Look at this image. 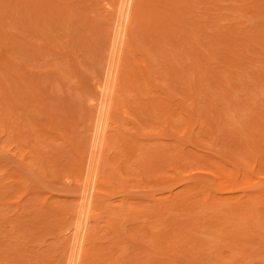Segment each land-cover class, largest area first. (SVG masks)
I'll use <instances>...</instances> for the list:
<instances>
[{
  "label": "rangeland",
  "instance_id": "rangeland-1",
  "mask_svg": "<svg viewBox=\"0 0 264 264\" xmlns=\"http://www.w3.org/2000/svg\"><path fill=\"white\" fill-rule=\"evenodd\" d=\"M9 1H11V0H9ZM13 1L15 2L14 4H18L17 2L20 0H17V2H16V0H13ZM22 1H23V3L20 1L21 6H24V8L26 6L28 7L27 4H29L30 0H26V1H28L27 3L24 0H22ZM37 1H35V2H37ZM42 1H44V0H42ZM42 1H38V2L42 3ZM49 1H51V3L54 2L53 6L51 7L52 9L49 8L51 5L48 6V3H49L48 0H45V2H47V5L44 4L45 2L42 3L44 6L37 2L38 5L39 4L40 5L38 6V5L33 4L35 7L31 4V1H30V4H29L30 8H32L31 6H33L34 8L31 10H28V8H27L26 11H28V12H26V13H25V10L23 8H21L20 12L18 11V9H14L13 5L12 6L10 5V7L7 8L8 4L3 5L4 0L0 1V8H3L2 6H5L6 10L10 11V14L13 13L12 15H10L7 12V14H6L7 18L4 17V15H2L4 18L5 24H0V31L3 32V33L1 32L2 34L0 33V49H1L0 54L2 55V56L0 55V139H1L0 140V146H1V148H5L9 152H10V150L11 151L14 150L13 149L14 145L16 147H18V149L15 148L16 150L14 152H12L13 155H12V153L9 154L6 150H3L0 148V264H64V263L67 264L66 255L69 252H66L64 257H63V253L65 251H69L70 246L68 247L67 244H69V243H66L65 247H68V249H67V248H64L63 245H65V242H69L68 240H70L69 239L70 237L68 236L69 238L68 237L66 238L65 235L67 233H65V235H64V231L67 232V230H65V229L66 228L68 229L71 225L73 226V224H75V222L77 221V219H76L77 217L75 215H76V212L78 209V206H77L78 204H75V203H76V201L78 202V200H75L76 197L74 198L73 195L78 197L77 191H79V188H78V190H76L77 188L75 186H78V185H77V183H75V186H74L73 177L78 178V176H76V175H79V174H77V172L80 173V171H78L79 169H77L78 165L80 166V164L77 163V160L80 159V157H78V159H76L77 156L75 157L74 155H77L76 150L78 153L79 152L82 153V151H84L83 153H85V149H83V150H81V149L83 148V146H86V145L89 146L90 145V139L86 133L88 132L87 126L91 122V120L89 119V116H90V118H92L93 116L91 117V113L94 112V110H93V112H91L92 109H89V107L92 106L90 104V100H91V98L93 99V97H91V94H92V96L95 94L94 97H96V99L93 101L98 100L97 92L95 91L96 93L93 94V92H94L93 90H96V89H94L95 88L94 85H96V84H93V83H95V81H96V83H98L97 81L101 82L99 80V78L97 79L96 77H99V75L101 77L102 73L104 71L103 70L104 68H102L101 66L104 67L105 58H103V57H106L105 55L108 52V50H106L105 45L108 43L107 41L109 40L108 38H107L108 40H105V38L107 37L106 35H108L109 34L108 32L110 31V30L108 31V29H110L111 26H113V23H112L113 21H111L113 19H112V17H109L110 14H108L109 18H107V15H106L107 12L104 10L105 8H103L105 0L104 1L103 0H71L72 2L70 0H49ZM176 1H178V0H176ZM179 1H181V0H179ZM184 1L185 0H182L181 2H184ZM186 1H187V3H185L184 5H181L183 3L180 4V2H179V4L181 6H183V8H184L183 12L185 11V13H184L185 15L182 16L183 12L181 13V10H179L178 8L177 9L175 8V10H176L175 12H177L179 10L178 14L180 13L182 16L180 18L181 21L179 20V17H178L179 23L181 22V24H182V25H180V24L179 25L181 27L185 28V30L183 28L180 30L179 28H177V25H176L177 32H176V36L174 35L175 36L174 38L179 39V41H181V37L185 36L184 38H182V40L185 39V41L188 43H185L184 40L182 43H179V41H175L176 39H171L172 42H168L170 40H168L165 37H162L163 35L158 36L159 38H156V36H155L154 38H156V39H154V38H152L154 33H151L150 30H147L148 32H146L145 29H144L145 33L143 30V32H142L143 34H142L139 31L140 28H142V27L139 26V24H138L139 23L137 21L138 18H137V20L135 19L136 23L134 24V27H135L134 31L136 33L134 36L132 34L133 38H131V39L134 41L135 40L134 37L137 36V39H136L137 44H139V46L142 47V50L143 49H144V51L147 50L145 52L147 55L150 56L149 58H151L150 60L152 61V62L151 61L150 62L155 67L156 71L153 73V75L151 73H148V72H147V74H145L147 76V77L145 76V78L149 80L147 82H146V79L145 80L143 79L144 75L140 76V77L138 76L139 78L136 79L138 81V83H137V81L133 82L135 77L133 78V80L129 79L128 76L130 75V73H128V72L130 70L133 71L135 68L134 67L135 65L133 64L134 65L133 66L132 62L127 58L124 62L125 65L123 67V70L121 71L122 74L120 77L121 82L119 81L120 84H119V86H118L119 88L117 90V95H119L118 99H117L118 102H117L116 107H115L116 109H114V113H113V120L115 121L113 123V126L116 125V127H114V130L111 131V137H110L111 147H110V149L107 148L106 153H104L105 159L103 162V163H105V160L107 159V157L111 156V161L116 160V163H114L115 162L114 161L113 164H111V165L114 166L117 170V173L118 172L119 173L117 176L115 175V177H114L115 179H113L114 175L110 176L113 173L110 170L111 168H109L110 171L107 170L108 169V167L106 166L107 164L106 165L104 164L102 167V170H101L102 174L100 173L102 175L101 178L107 180V178H109V176H110V178H112V180H114V182H115V180L117 182H115V183L113 182L111 184L109 183L110 185H112V184L114 185V186L112 185L114 188L112 187L113 190L110 193V195H109V192H106L104 194L100 193L99 196L97 195L96 202H95V207L97 209H96L95 214L93 213L94 216L93 217L91 216L93 219H92V221H90L91 223H90V227H89V229H90V236L89 237L90 238H88L87 245H86L87 246L86 252L84 253L85 254V256H84L85 264H96V262H98V263L102 262L103 264H134L137 261H140V263H142V264H165L166 262L165 263L162 262L163 258H165L167 256L163 253L164 247H162V245H157V244L155 245V243H156V239L159 240V243H161V242L164 243L163 237L168 234L167 232H169L170 229H171L170 232H172V234L171 233H169V234L172 235V237L177 236L180 232H183L185 230H187L188 232H190V230H191L190 234H194L195 238H200V239L203 238V239H206V241L208 240L209 243L206 242V244H208V245L210 244L209 249H208V253H206L207 249L205 251L201 250V252H199L198 249H194L195 246H193L192 243H190L189 245L187 244V246L189 247L188 249H191V251L194 254L193 257L196 256V258L198 257L199 260L202 259L200 257L199 253H201V256H202V252H205V254L203 255V258L205 259L204 261H206V259H211V260H209V261H211L210 264H219V263H221V264H237V263L238 264H264V196H262V194L259 193V191L261 189H264V183H262V182H264V180L260 181L257 178H252V181H255V197L256 198H255V203H254L255 207L253 206L252 208L253 209L255 208V221H254V223L256 225V231H255V234L253 233V234H251L252 236L250 235L251 236L249 238L250 242L248 241L249 244L247 243L249 250L247 251V253H245L247 256L243 257V253H242L243 251L241 250L240 245L238 244L239 242H241V240L237 243L233 239L235 237H232V238L230 237L232 240H229L230 238L228 239V237L232 233L231 232L232 229L229 230V228L226 226L227 224L229 225V223H227V221H224V219H222L223 216H221L222 214L224 216L226 214L232 215L233 212L231 211V208H232L231 205H233V204H231V205H229V204L224 205L223 204V206L221 205V206H218L217 208H213L214 210L212 208L206 209L204 207L205 205H203L204 202L202 203V200L204 201V199L206 198L205 196H207L208 193H211L212 196H214L216 186L214 184V181H213L211 175H209V174H203L202 175L201 173L195 174L196 172H211V173H214L217 176H219V173L217 171V167H220L221 169L225 168L226 174H229L228 171L230 170L231 166L227 165V163L233 164V163H235L234 159H237V160H239V162H240L239 165H241V166H242L241 161L247 163L249 167H253L255 165L256 173H258L259 176L264 177V166H261V165H264V162L260 163L261 161H258V160L256 161V159L264 160V158H262V157H264V156H262V155H264V147H260L261 145L264 146V139H262V138H264V134H262V133H264V128L261 129V126H257V127H260L261 130L257 127H255L257 130L255 128L249 129V128H251L250 125L252 124L251 123L249 125V123L251 121L250 120L251 117H252L253 121L259 119V121L261 120L260 122L264 123V77H262V76H264V74H262V73H264V45L260 46V44H264V8H262V6H260V8H257V10H256V7L258 5L257 4L258 0L257 1L256 0H249V1L248 0H216L217 2L215 0H186ZM255 1H256V3H255ZM259 1L262 2L264 0H259ZM165 2H167V1H165ZM175 3H177V2H175ZM83 4H84V6H83L84 8H85V6L88 7L90 17L88 16V14L81 13V12L85 11V10H83V11L81 10L82 9L81 6ZM179 4H177V5H179ZM187 4H188V6H187ZM57 5L60 6L61 8L64 7L63 9H58V10H64L65 8H69V6H71V7L73 6L74 12H73V10H71L72 9L71 7H70L71 9L69 8L71 10V14H73V17L71 16V14H70V16H68V14H67L68 12L66 13L67 17H70L72 20L75 19V20L79 21L80 23L82 21H85L84 19H86L89 22L86 24H89V25H83L85 23L82 22L83 23V24L81 23L82 26H85V27L87 26V27L86 28L84 27V30H82L83 28L80 26V28H82V29H80V31L77 30L78 32L75 30L76 33H73V31H71V30H73V28L70 29L71 25L68 26L70 23H72V22H70L71 19L69 21L70 23L68 22L69 24L64 27L65 24L63 25L62 22H63V20L64 21L66 20L65 19L66 14H65V11H63V13H61V11H58V10L55 11L54 7L55 6L57 7ZM167 5H168V3H167ZM191 5L193 6V8L191 7ZM260 5H262V4H260ZM17 6H19V4ZM40 6L42 7V10L46 6H48L47 8H49L50 10L45 8V9H47L46 12L49 13V11H50V13L52 12L51 13L52 15L49 16L50 15V13H49V15L46 14V17H45L41 13V7ZM66 6H68V7H66ZM77 6H79L80 8L77 9ZM181 6L179 8H181ZM184 6L186 8L189 7L188 8L189 10L187 13H186L187 10ZM174 7H175V5H174ZM258 7H259V5H258ZM15 8H17V7L15 6ZM37 8H38V10H40V12H37L38 17L35 15L36 13H34V10L37 11ZM57 8H59V7H57ZM261 8H262V10H261ZM32 10H33V12H32ZM44 10H43V12H44ZM51 10H53V11H51ZM70 10H68V11H70ZM167 10L165 9L164 13H162V15L164 17H165L164 14ZM204 12H205V14H204ZM1 13H3V12H1ZM30 13H32L31 15H34V16H31ZM60 14H62L61 16L64 19L60 18L61 17ZM63 14H65V15L63 16ZM9 15H10V17L8 18ZM13 15H14V17H13ZM18 15H19V17L22 18V20H24V22H26L25 24L22 22L21 19H19V20L22 24L18 21V18H19ZM162 15H158L159 19H160V16H162ZM11 16H12V18H11ZM56 16L59 17L60 20H58L56 18ZM134 16L136 17V14ZM167 16H166V18H167ZM16 17H18L17 21H18V23H20V25L24 24L23 27L18 26L19 25L18 24L17 25L18 28L17 27L15 28V26H16L15 24L17 21H15L16 19H14V18H16ZM33 17H36L37 19L42 17L46 21L41 22L43 20V19H41V21L39 20V22L37 21L38 22L37 23L36 19H33L35 21H32L31 18H33ZM78 17H80L82 19V21L79 20ZM212 17L215 18V20L217 18V21L215 22V20H212V21H210L211 23H209V20H211ZM3 18H2V20H3ZM53 18L56 19V22H55V20H53ZM89 18H91V19H89ZM173 18H174V16L171 19L172 21L170 20V22H168L170 25L173 23V20H174ZM193 18H194V20H193ZM48 19H50V21L52 19L53 23L51 24ZM61 19H62V21H61ZM108 19L110 20V22H108L109 21ZM87 21H85V22H87ZM175 21H177V20H175ZM13 22H15L14 25H13ZM59 22L61 23V25H63L62 26L63 30L58 29L59 28V26H58L57 27V29L59 30L58 31L55 28L56 26L54 27L53 25H56L54 23H58V25H60ZM34 23H36V24H34ZM66 23H67V21H66ZM80 23L76 22V24H80ZM91 23H92V25H91ZM108 23H112V24L109 26ZM168 23L166 22V25ZM174 23H177V22H174ZM214 23L217 24L216 25L217 28H216V26L213 25ZM26 24H27V27H25ZM76 24H72V25H76ZM183 24H185V25L183 26ZM211 24H212V27H211ZM28 26H29V28H28ZM108 26H109V28H107ZM163 26H161V27H163ZM196 26H198V27L201 26V28H203L202 29L203 31L200 30L199 28H198V30H199L198 32L195 31ZM91 27H92V29H91ZM193 27L195 28V30ZM19 28H20V30H19ZM23 28H25L24 30H26L27 33L24 30H22ZM31 28L33 31H31ZM53 28H55V29H53ZM166 28H165V30H166ZM75 29H77V27ZM136 29H138V30H136ZM44 30H46V31H44ZM51 30H53V31L51 32ZM178 30H180V31H178ZM141 31H142V29H141ZM160 31H162V30H160ZM7 32L9 33V35H7L8 34ZM29 32H31V33H29ZM105 32L107 33L106 35L104 34ZM162 32H164V31H162ZM166 32L167 31H165V33ZM202 32H204V33L202 34ZM149 33L152 34V36ZM3 34H6L7 36L3 35ZM56 34L57 35L59 34V35L56 36ZM76 34H78V35H76ZM144 34H146L145 37L147 39L142 38V35H144ZM171 34L173 35L174 33H171ZM201 34L203 35V37ZM220 34L226 38L223 39V41H220L221 43H215V42H214V44L211 43L210 38L212 37L213 39L215 38L218 40L219 38H216V37L217 36L221 37ZM234 34L238 35V36H236L237 38L233 37ZM1 35H3V37H4L3 39H1L2 38ZM30 35H31V37H30ZM196 35H199V36L201 35V36L197 37ZM226 35L228 36V40H227ZM248 36H250V39L253 36L255 43H252V42L250 43L249 41H247ZM87 37H88V39H87ZM171 38H172V36H171ZM15 39H16V41H15ZM28 39H29V41H28ZM86 40H88V41L86 42ZM217 40H216V42H217ZM243 40H245V41H243ZM54 41H55V44H54ZM57 41H58V44L56 43ZM105 41L107 43H105ZM237 41H243L242 43L240 42L243 45L245 43H248V44H245V47L243 45H241L245 51H244V53H243V51H240V54L245 55V57L247 56L248 60L251 59V57H252V59L257 58L258 61L257 60H255L256 62H251L252 60L247 61L246 58H244L243 56H241L239 54L236 55V53L233 51L235 50V47H236L235 43ZM60 42L62 43V45ZM89 42H90V44H89ZM190 42H193L191 44H193L195 48L194 47L192 48V46H190ZM72 43H73V45H72ZM228 43H230V45ZM3 44H6V46ZM87 44H88V46H87ZM187 44H188V46H187ZM212 44H213V46L214 45L215 46L212 47ZM233 44H234V46H233ZM239 45H237V46H239ZM246 45H248V46H246ZM9 46L10 47L15 46V47L10 48ZM70 46H72V47H70ZM74 46H76V47L74 48ZM85 46H86L87 50L84 48ZM219 46H220V48H219ZM241 46H240V48H241ZM49 47H51V49L53 48V50L51 51V49ZM65 47H66V51H65ZM225 47H227V48H225ZM231 47H233L234 50L229 49V51H227L228 48H231ZM254 47H256V49H254ZM90 48H91V50H90ZM150 48H151V50H150ZM169 48L171 50H169ZM246 48H248V49H246ZM251 48H253L254 50ZM84 49H85V51H84ZM108 49H109V46H108ZM188 49L189 50L191 49L193 51V52L190 51L192 53L191 55H190V52H188ZM223 49H225V51H223ZM236 49H237V47H236ZM74 50H76V51H74ZM250 50H251V52H250ZM20 52H23V53H20ZM210 52H212V53H210ZM127 54H128V57H131V60H132L133 56H134L133 53L130 51ZM161 54H163V55H161ZM212 55H213V57H212ZM229 55H230V57H229ZM3 56H4V58H3ZM69 56L70 57L75 56L74 57L75 60H71L74 58H70ZM237 56H239V57H237ZM159 57H161V58H159ZM226 57H227V59H226ZM7 58L10 61H8ZM65 58H67V59H65ZM157 58H159L160 60ZM6 59L9 63L11 62V64L9 66H11L12 62H13V66H11L12 68L6 65V64H8ZM167 59H168V61H167ZM79 60L81 61V65L79 64ZM184 60H186V61H184ZM72 61H76V63H74ZM163 61L164 62L166 61L167 64L164 63ZM139 62H141V61H139ZM202 62H204V63H202ZM21 63L24 64V66H23L24 68L21 67L22 66ZM72 64H73V66H72ZM163 64H165V65L163 66ZM139 65L141 67H143L144 64L141 62V63H139ZM152 65L149 64V66H152ZM202 65L204 66V68ZM206 65H207V67H206ZM226 65H228V67ZM185 66H186V68H184ZM72 67H74V68H72ZM154 67H152V68L154 69ZM156 67H158V68H156ZM20 68H22V69L20 70ZM191 68L197 69V72H199V74L195 75L196 73L194 74V72ZM202 68H203V70H202ZM206 68H208V70ZM221 68L229 69V72L226 71L228 74L227 73L226 74L220 73L222 75L221 76L222 79H221V77H219V75L216 74ZM73 69H75L77 73L74 72L75 70L73 72L70 71ZM227 69H225V70H227ZM80 70H82V72H80ZM237 70L238 71L240 70L239 75H238L239 72H237ZM24 71H26V72H24ZM137 71H139V70H136V72ZM20 72L23 74H21ZM142 72L143 71H140L141 74H143ZM192 72H193V74H191ZM134 73H135V71H134ZM140 73H138V75ZM229 73H231V75ZM16 74L19 76H17ZM201 74H202V76H201ZM233 74L236 76H234ZM24 75H25V77L26 76L27 77L25 78ZM122 75H124V76H122ZM232 75H233V78L230 79V77H232ZM20 77H23L24 79L23 78L21 79ZM200 77L204 78L203 81H201L202 78H200ZM47 78H49L50 80H48ZM186 78L188 80H185ZM154 79H156V81ZM158 79L160 81H157ZM174 79H176V80H174ZM197 79H198V81L196 82ZM101 80L103 81V78H101ZM92 81H94V82L91 84ZM142 82H143V84H142ZM161 82H162V84H161ZM198 82H200V85H203V87L202 86L201 87L203 89H205V93H203L201 91L202 90L201 87H200L201 89L199 88L200 85L197 86L196 83H198ZM147 83L149 84L148 86H147ZM155 83H159L160 85L155 84ZM232 83H234L233 86H236V85H238V86L236 88L234 87L233 89L232 88L230 89V91L232 93H231V96H229V93L226 91V89L228 90L230 88L229 85H232ZM35 84H36V86L33 87ZM172 85L173 86L175 85V87H173ZM223 85H224V87H223ZM30 86H32V87H30ZM192 86H194V87H192ZM138 87H141V88H138ZM147 87L151 88V89L150 90L146 89ZM32 88H33V91H31ZM1 89H2V91H1ZM91 89H93V90H91ZM206 92L211 94L212 99L208 98L210 95L208 94L209 95L208 96L206 94ZM38 93H40V94H38ZM170 93H172L173 95ZM215 93H220V94H215ZM37 96H39V97H37ZM26 97H28V98H26ZM29 97L32 99H30ZM24 98H26V99H24ZM33 98H35V99H33ZM167 98L171 102L167 101ZM135 99H136V101H135ZM170 99H172V100H170ZM209 99H211V101H209ZM30 100H34V101H30ZM178 100L181 101V105L183 103L185 104L184 105L185 107H183V105H182V108H185L187 110L186 112H184L185 113L184 116H183V113L181 112L182 110L179 107L180 103ZM28 101H30V102H28ZM138 101H140V103L143 104L142 107L143 106L147 107V112L146 111L142 112L141 110H143V108L140 110L138 109L139 106L135 105V104H137L136 102H138ZM142 101L146 104H144ZM151 101L155 102V104L161 103L160 107L158 105V107L156 106L157 109L154 108L153 106H155V105H153V103ZM159 101H160V103H159ZM162 104H166L167 108L165 109V105H164L163 106L164 110H163V108L161 107ZM168 105L170 108L168 107ZM187 107H189V109ZM211 107H214L213 109H215V110L212 111ZM90 108H93V107H90ZM132 108H134V109L137 108L136 110L139 112L135 113ZM247 108H248V110H247ZM144 109H145V107H144ZM168 109L171 111V113L173 112V114L171 115L173 117H170L171 120L169 122H166L165 120L168 121L167 118L169 117L167 115H169V113H170V111ZM257 109H258V112H257ZM152 110H154V111H152ZM167 111H169V112H167ZM179 111H180V113H179ZM153 112L156 114H154ZM59 113H60V115H59ZM186 113H189V115H191V116H189ZM193 113H194V115H193ZM248 113H249V115H248ZM250 113H251V115H250ZM61 114L66 116V118L68 120L67 122H66L65 116H63L64 117L63 118ZM165 114H167V115L165 116ZM139 115H140V117H139ZM159 115H161V116H159ZM186 115L188 116L189 119L191 118L192 120H193V118H196V117L198 118V119H194L192 121V123L194 122V124H192V123H191V125L189 124L190 127L191 128L193 127L194 129L193 128L190 129V127H189V129H187L188 125H186L185 122L187 121L188 118L186 117ZM174 116H175V118H174ZM194 116H196V117H194ZM56 119H57V122H55ZM185 119H186V121H185ZM52 120L54 122H52ZM59 120L64 122V124L65 123L66 124L64 125V124H62V122L60 123ZM89 120H90V122L88 123ZM132 120H133V123H132ZM162 120H163V122H161ZM196 120H200V121H196ZM190 122H191V120H190ZM52 123H53L54 127H52ZM135 123H137L136 126L133 125ZM231 123H233V125H236L237 130L239 128L238 133H242V135L245 134L244 129L246 131L250 130L249 132H252V133L255 132V133H258V135H260L261 138H259V136H255V138H257L258 140L261 139V141L258 142L259 147L257 146L258 144L252 145L251 144L252 142L249 143V140L250 141H252V140H251V137L246 138V137H248L247 135H244V136H246L245 137L246 141L245 140H243V141L239 140L241 146H243V147H246L244 145H247V142H248V144H251L252 147L257 146V150L258 149L260 150L259 152L253 151L254 148H252V147L249 148L248 145H247L248 148L247 147H246L247 149L245 148L247 150V154H249L252 151L255 152V154H254L255 155V161H254V159H249V161H248L246 158L247 154L245 153L246 150L243 151L242 148L239 149V145H240L238 143L239 141H236L235 140L236 136H234L231 133L232 132V130L230 129L232 126ZM123 124L125 127L130 128L131 130L124 128V126H122ZM229 124H231V126ZM55 125H57V126H55ZM68 125H70L69 127H71L74 130V132L69 133V130H65V129L72 130L69 127L67 128ZM199 125H201V126H199ZM134 126L136 128L140 126V128L142 130L140 128H137V129H140V131L137 133V131L136 132L134 131L135 130ZM19 127H22V128H19ZM164 127H165V129H164ZM262 127H264V126H262ZM63 128H64V130H63ZM233 128H234V126H232V129ZM234 130H235V128H234ZM66 131H67V134L69 133L71 135V136H69L66 134L67 137L69 136L71 138L70 143L72 140V143L75 144V146H74L75 149L72 146L73 144L70 145V143L68 142L70 145V146H68V143H66L67 141H69V137L67 139H65L66 136L65 137L63 136V134L66 133ZM130 131H131L132 136L129 134ZM132 131L135 132V134H133ZM213 131H214V133H213ZM124 132H129L128 133L129 135L125 134ZM61 133H62V136H61ZM235 133H237V132H235ZM136 134H139V136H137ZM40 135H42V136H40ZM134 135H136L138 137V139L140 140V141L136 140L137 145H136V143H134V137H135ZM240 135H239V137H241ZM190 136L192 137L191 139H190ZM212 136L216 137V139L214 140L215 144H213V142L211 140L213 138ZM128 137H129V139H131L133 137L131 139L133 142L131 141V143L132 144L134 143L137 146V149L135 151H133L134 153L132 152L134 154V156L132 155L131 159L128 157L129 160L127 159L128 161H126V163H125L126 167L124 166L125 167L124 171H122L121 169H123V167L122 168L120 167L121 169H118V166H121L122 165L121 162L122 161L124 162V160L127 158V156H125L124 151L126 150L125 144H127L126 142L129 141V140L125 141ZM88 139H89V141H88ZM196 139H197V141H196ZM220 139H222V140H220ZM240 139H243V138H240ZM65 140H67V141H65ZM86 142H88L89 145ZM202 143H204V145ZM178 145L179 146L181 145V146L178 147ZM217 145H219V146L217 147ZM71 146L73 149L71 148ZM87 146H86V148H87ZM69 147H70V149H68ZM158 147L162 148V150H160V151L158 150L160 153L159 152L157 153V151H156L158 149ZM172 147L173 148L175 147L176 149L180 148L177 150L178 151L182 150L181 153L183 154V156L187 155V157H182L183 160H180L181 161L180 162L179 160H177L178 154L176 155L174 153L175 155H172V152H173ZM122 148H123V150H122ZM175 148H174V150H175ZM61 149H62V151H65V153L63 152V154L66 156H64L61 153L62 152ZM78 149H80L81 151ZM87 149H89V148H87ZM73 150H74L75 154L72 153ZM177 150H175L176 153H178ZM223 150L229 152L228 154H230V152H231V156L233 158L230 156H227L228 154L226 155L224 153L226 155L225 156L223 153H221ZM87 151L88 150H86V152ZM219 151L221 154L219 153ZM225 151H223V152H225ZM238 151H239V153H238ZM15 152L17 153L16 156H14ZM22 153H27L26 158L28 156H30V157H28L29 159L27 158V160H26L27 164L25 161L23 162L21 159L18 160L19 157H22L20 155ZM150 153H151V155H150ZM154 153H157V155L154 156L153 155ZM127 154H129V153H127ZM144 154L147 155V157ZM182 154H180V155L182 156ZM18 155H19V157H18ZM49 155H51V156H49ZM171 155H172V157H170ZM221 155L226 158L225 160H228V161H226L227 163L220 161V157H222ZM53 156H54V158H52ZM81 156H85V154H81ZM152 156H154V157H152ZM236 156H238V157H236ZM160 157H162V158H160ZM240 157H242V158H240ZM58 158H60L62 160H60ZM123 158H124V160H123ZM148 158L149 159L152 158V160L150 159V161H149ZM201 158L207 159V160L205 162H200L199 159H201ZM179 159H180V157H179ZM57 160H60V161L57 162ZM142 160H143V163H142ZM154 160H155V162H153ZM159 160H162V162L164 161L162 163V165H164V169L166 170L165 171L163 169L164 170L163 171L160 168L161 172H162V174L161 173L160 174H161V176L163 175L162 177L160 176V178H159V175L157 172L160 170L155 169L156 172H154V170L151 171V169H150L153 165L156 167L158 165H161V161H159ZM176 160L179 161V163H177V164H179L177 166L178 168L174 167L176 164L175 163ZM19 162H23V163L20 164ZM56 162H57V164H56ZM144 162H145V164H144ZM156 162H157V164H156ZM24 163L27 165V167ZM30 163H34V164H31V165H34L33 168H31L32 166L30 165ZM148 163L151 165H152V163H154V164L152 166L150 165L151 166L150 167ZM58 164H60V166ZM141 164H143V165H141ZM167 164H168V166H167ZM28 165H30V166L28 167ZM132 165H135V166H132ZM165 165L167 166V168ZM50 166H52V167H50ZM143 166L145 168H147V170L145 168L143 169ZM154 166H153V168H155ZM179 166H181L182 168H180ZM106 167H107V169H106ZM55 168L56 169L60 168L61 169L60 172L58 171L59 169L56 170ZM174 168L176 169L175 172H178V174H177L178 176L177 175L175 176V174L173 172ZM45 169H46V171H45ZM48 170H49V172H47ZM50 170L54 174L50 173ZM54 170H56V171H54ZM118 170H121V171H118ZM43 171H44V173H43ZM138 171H139V173H138ZM104 172H106V173H104ZM40 173H42V174H40ZM68 174H70L71 177L74 175L72 177L71 181H69L71 179L70 176L69 177L67 176L68 178L65 177ZM190 174H195V175H194V177H192L193 175H190ZM119 175L122 176L123 179L121 177L119 178ZM156 176L158 177V179ZM168 176H170V177H168ZM236 177H237V175H236V173H234L232 175H229L226 181H224V182L221 181V191L224 193V196L234 195L237 198H240L245 193V195L247 194L249 197V195L252 194L249 191L250 187L245 188L247 185L246 183L248 182V179L242 178V181L244 183L238 184L236 189H235V188H233L232 185H233V183L236 182ZM120 179L122 181H120ZM159 179H161L162 181ZM109 180H111V179H109ZM123 180L126 181V184H127V186H125L126 188L121 186L122 185L121 183L123 182ZM142 180H144V181H142ZM157 180H159L161 183ZM16 181L21 182V184L23 183L24 187L23 186H17L18 183L16 184ZM158 183H159V185H157ZM106 184H108V182ZM143 184H144V186H143ZM259 184H260V186H258ZM72 185H73V187H75V189L73 187H70ZM129 185H132V186L130 187ZM139 185H140V187H139ZM149 186L150 187L152 186V187L150 188ZM145 187H146V189H145ZM71 188H73V189H71ZM252 188L254 189V187H252ZM116 190H117V192H116ZM122 190H124V191H122ZM233 190H234V192L232 194L227 193V192H230ZM42 191H43V193H42ZM68 191H70V192H68ZM171 191H172V193H174V195H177L175 199L169 197L171 193L169 195H168V193ZM78 193H80V191ZM49 195L50 196L52 195L51 198ZM203 195H204V197H203ZM153 196L155 197V199H153L154 198ZM167 196H168V198H167ZM45 197H46V199H45ZM134 197H137V198H134ZM143 197L145 199H143ZM162 197H164V198H162ZM171 197H173V196H171ZM121 198L124 199L122 201V202H125L123 204L124 206L121 204V201H120ZM160 198H162L163 200H161ZM157 199H159V201ZM236 199L233 200L234 201L233 203H238L236 201ZM251 199H253V198H251ZM44 200H45V202H44ZM154 200H156V201H154ZM180 200H182L184 202H189V203H191L193 201L194 202L197 201L196 203H198V200H200L202 206L200 204L201 207L198 206L196 208V210H194L195 213H193V214L191 213L192 211L187 213L186 212L187 210H185V212H183L184 211V210H182L183 207L181 206V204H179L182 202ZM248 201L245 200V202H248ZM113 202L116 205H114ZM39 203L42 206L41 205L39 206ZM239 203H241V202H239ZM248 203L250 204L253 202H248ZM45 204L48 206L47 208H49V209L51 207L52 208L50 210L47 209ZM110 205H113L114 207L113 206L110 207ZM234 205H237V204H234ZM71 206L74 209L71 208ZM227 206H228V208H227ZM229 206L231 208H229ZM247 206H248V208H250L249 205H247ZM247 206H243V208L240 207L241 212L238 215L239 216L238 218H240V216H243V219L240 218L241 220H244L246 218V217H244V215H242V213L248 210L245 208ZM251 206H252V204H251ZM124 207L126 209H124ZM75 208H77V209L75 210ZM112 208H113V210H112ZM114 208H117L116 209L117 212ZM157 208H159L158 211H157ZM226 208H227V210H226ZM42 209H44V210H42ZM204 209H206L208 211H206ZM64 210H66V211H64ZM119 210H120V212H119ZM140 210H142V212ZM147 210H149V211H147ZM228 210L232 213H230ZM61 211H64L65 215ZM67 211H71L70 214L71 213L74 214V212L75 211L76 212L74 215H70V214H68L69 212H67ZM131 211H132V213H131ZM133 211H135V212H133ZM136 211H138V212H136ZM159 211H162L164 213V214H162L163 216L161 215V213H159ZM224 211H226V212L228 211L229 213L225 212L226 213L225 214ZM46 212L49 213V215ZM51 213H53V214H51ZM114 213L115 214L117 213L116 214L117 216L116 215L114 216ZM139 213H141V214H139ZM155 213H159L162 220H164V219H167V220H164V221L160 220L159 215L155 214ZM124 214H126V215H124ZM149 214H151V215H149ZM189 214H191L193 217L199 216L197 219L194 218V219H196L195 221L197 222V224L194 225V223H195L194 222L193 223L194 226L191 225L192 227L190 226V224H188L189 223L188 221H191V222L193 221V220H188V218L191 216ZM35 215H37V216L35 217ZM52 215L54 216V218ZM67 215L69 218L67 217ZM119 215L122 217H119ZM203 215L205 218L208 215L209 216L214 215V218L215 217L218 218L221 216L222 218H220V219H222L223 222L222 223L218 222L219 224H217L216 221H214L212 223L208 222L204 225L203 223H204L205 219L203 218ZM228 215H226V216H228ZM57 216H60V217L57 218ZM72 216H74L75 219H73L74 217H72ZM137 216H138V218H137ZM232 217H231L232 220L230 219V217H229V220H231L234 224H235V222H241V221H238L239 220L238 218H237L238 220L233 221ZM36 218H38L37 219L38 222L36 221ZM48 218H50V219H48ZM112 218H115V219H112ZM211 218L212 217H210V219ZM54 219L56 220L55 221L56 224L58 223V225H56L54 223L55 224L54 226L56 229L52 228V226H53L52 221H54ZM207 219L209 220V218H207ZM157 220H160L158 222L159 224L157 223ZM185 220L187 222L185 228L188 226V229L180 231V229L178 228L177 225H180V222L182 225H184ZM143 221H144V223H143ZM228 222H230V221H228ZM233 223H231L232 226H233ZM47 224L49 225V227ZM110 224H112V225H110ZM116 224H118V225H116ZM156 224H158V225H156ZM165 224L166 225L171 224L170 227L168 226L170 228L168 231H167L168 228H166ZM212 224H213V226H212ZM120 225H121V227H120ZM182 225H180V227ZM242 225H244V224H242ZM72 226H71V228H72ZM232 226H230V227H232ZM46 227H47V229H45ZM48 228H50V229L48 230ZM173 228H174V231L172 230ZM189 228H191V229H189ZM44 229H45V232H43ZM175 229H179V232H178V230H175ZM193 229H194V231H193ZM216 229L219 231H217ZM111 230H113L114 233ZM117 230H119V231H117ZM147 230H148V232H150V234L151 233L152 234L157 233V235H158V233H159L160 234L159 236H161L163 233V236L156 238V239L152 238V240H151L150 239L151 237L149 236V234L146 233ZM220 231L223 233H226V235L223 234L225 236L224 238H226V239L223 242H221V241L219 242L223 247L221 245H219V247H221V248L218 247L219 250L217 251V245H218L217 241L219 239L223 240V239H221L223 237V235L219 234V233H221ZM42 232H43V234H42L43 236L41 235ZM165 232L167 234H165ZM236 232L237 231H235V234H236ZM134 234H135V236H134ZM154 235H156V234H154ZM217 236H219V237L217 238ZM231 236H234V235H231ZM24 237H27V238H24ZM144 237H146V238H144ZM170 237L167 240L165 239L166 240L165 244L171 245V247L173 246L176 249L182 250V246L180 247V245L184 246L186 244L185 240L178 238V240H179L178 241L176 238V240H177L176 241L175 238L173 237V239L175 240V241H173V239L170 240L172 238V237L171 238ZM237 237H239V236H237ZM116 239H118V240H116ZM121 240L122 241L124 240V241L121 242ZM229 241L231 242V244H229ZM70 242H71V240H70ZM232 242H234V243H232ZM157 243H158V241H157ZM235 243H237V244H235ZM156 246L158 247V250L155 248ZM19 248H21L20 249L21 251H19ZM147 248H149V249H147ZM150 249H151V251H149ZM214 250H216V251H214ZM2 251L3 252L5 251V252L3 253ZM121 254H123L124 256ZM207 254H209V255H207ZM221 254H225V255H221ZM227 254L230 255L231 257L228 256ZM177 255H181V254H177ZM222 256H228L230 258L227 257L228 259H224V257H222ZM38 257L40 259H38ZM120 257H121V260L119 259ZM115 258H117L118 260ZM214 259H215V262H214ZM237 259H238V261H237ZM239 259L242 260L241 263H239ZM37 260H38V262H37ZM188 260H189L188 255L187 256L182 255V257L179 260V261H181V263L179 262V264H188V262H189ZM202 260H200V261H202ZM209 261L207 260V262L206 263L204 262V263L209 264ZM216 261H217V263H216ZM167 263L178 264V262L175 260L174 261L170 260ZM136 264H139V262H137ZM202 264H203V262H202Z\"/></svg>",
  "mask_w": 264,
  "mask_h": 264
},
{
  "label": "bare ground",
  "instance_id": "bare-ground-1",
  "mask_svg": "<svg viewBox=\"0 0 264 264\" xmlns=\"http://www.w3.org/2000/svg\"><path fill=\"white\" fill-rule=\"evenodd\" d=\"M0 1H3V0H0ZM9 3H8V2ZM22 3H23V1L22 0H20ZM20 1H18L17 2V0H16V2L19 4V6H17L18 4H14L15 2L13 1V0H11V1H9V0H4V2H3V5H7L8 4V6H7V8H9L10 7V5L12 6L13 5V7H14V9H18V11L20 12V10H21V8H23L24 10H25V13L26 12H28V11H26L27 10V8H28V10H31V9H33L35 6L34 5H38V3H40V4H42L43 2H45V0L44 1H42V0H38V1H42V3L41 2H38L37 0H30L31 1V4L34 6H31L32 8H30V6H29V4H30V1H29V4H27L28 5V7L26 6L25 8H24V6H21V2ZM26 3L28 2V1H26V0H24ZM35 1H37V2H35ZM71 1V0H70ZM104 1V0H103ZM165 1H167V2H165ZM177 2V3H175V2ZM182 1V0H181ZM181 1H176V0H105V3H104V7L103 8H105L104 10L107 12V18H109V17H112V19L113 20H111V21H113L112 23H113V26H111V28L110 29H108V35H106L107 33L105 32L104 34L107 36H105L106 38H105V40H108L107 42L105 41V43H107L106 45H105V47H106V50H108V52H107V54L105 55L106 57H103V58H105V63H104V67L103 66H101L102 68H104L103 70V73H102V76L100 77V75H99V77H96L97 79L99 78V80L101 81V82H99V81H97L98 83H96V81H95V83H93L94 81H92L91 82V84L93 83V84H96V85H94L95 86V88L94 89H96V90H93V89H91V90H93L92 92H93V94L94 93H96L97 92V94H98V100H96V101H93V100H95L96 99V97H94V95L92 96V94H91V97H93V99L91 98V100H90V104L92 105V106H90V107H93V108H90L89 107V109H92L91 110V112H93V110H94V112L93 113H91V117L92 118H90V116H89V119L91 120V122H90V120L88 121V123L90 124H88V126H87V135H88V137H89V139H90V145L88 144V142H86L89 146H87L86 144V146H87V148H89V149H87L86 148V146H83V148L81 149V150H83V149H85V153H83L84 151H82V153L81 152H77V150H76V154L77 155H74L75 157H76V159H78V157H80V159H78L77 160V163H79L80 164V166L78 165V168L77 169H79L78 171H80V173L79 172H77V174H79V175H76V176H78V178H74L73 176V181H74V186H75V183H77V185L78 186H75L77 189L76 190H78V188H79V191H80V193H78L79 191H77V195H78V197L77 196H74L73 194V197L75 198V200H78V202L76 201V203L75 204H78L77 206H78V209L77 208H75V210L77 209V212H76V219H77V221L75 222V224H73V226H72V228H71V226L67 229H65V230H67V232H65L64 231V235H65V233H67L65 236H66V238L68 237L70 240H71V242H70V240H68L69 242H65V245H63L64 246V248H67L68 249V247L70 246V250L69 251H65L64 253H63V257H64V255H65V253L66 252H69L67 255H66V260H67V264H85V262H84V256H85V252H86V245H87V241H88V238H90L89 236H90V229H89V227H90V221H92V217L94 216V214H95V212H96V207H95V202H96V198H97V195L99 196L100 195V193H106V192H109V195H110V193L112 192V190H113V186L112 185H110L111 183H113L114 182V180H112V178H110V176H113V179H115L114 177H115V175L117 176L118 175V173H117V170H116V168L114 167V166H112L111 164H113V162L114 163H116V160H113V161H111V156H108L107 157V159L105 160V163H103L104 162V159H105V157H104V153H106V150H107V148H109L110 149V147H111V139H110V137H111V131H113L114 130V127H116V125H114L113 126V123L115 122L114 120H113V113H114V109H116L115 107H116V104H117V99H118V96L119 95H117V90H118V86H119V81L121 82V80H120V77H121V71L123 70V67H124V62H125V60H126V58L127 59H129L131 62H132V65L136 68H134V70L132 71V70H130L128 73H130V75L128 76V78L129 79H131V80H133V78L135 77V79L133 80V82L135 81H137L136 79L137 78H139L140 76H143L142 78L145 80L146 78H145V74H147V72L148 73H151L152 75H153V73L156 71L155 70V67L152 65V61L150 60L151 58H149L150 56L149 55H147L146 54V52L145 51H147V50H145L144 51V49L142 50V47H140L139 46V44H137V36L136 37H134V41L131 39V38H133V36L135 35V31H134V24L136 23L135 22V19L137 20V18H138V24H139V26H141L142 28H140V32L142 33L143 32V30L145 29L146 30V32H148L147 30H150V32L151 33H154V35L152 36V34H150L151 36H152V38H154L155 36H156V38H159L158 36H162V37H165V38H167L168 40H170V41H168V42H172L171 41V39H176V38H174L175 36H176V32H177V30H176V25H177V28H179L180 30L183 28V27H181L180 25H182L181 24V22L179 23V21H178V17H179V20H180V18L183 16V15H185L184 13H185V11L183 12V10H184V8H183V6H181V5H184L185 3H187V1L185 0L184 2H181ZM216 1V0H215ZM249 1V0H248ZM257 1V0H256ZM256 1H255V3H256ZM12 2V3H11ZM48 6L49 5H51L49 8H51L52 6H53V4H54V2L53 3H51V1H49L48 0ZM72 2V1H71ZM70 2V3H71ZM179 2H180V4L181 3H183V4H179ZM213 2V1H212ZM217 2V1H216ZM215 2V3H216ZM254 2V1H253ZM258 3V5H259V7H258V5H257V7H256V10H257V8H260V6H262V8H264V1H262V2H260L259 0L257 1ZM6 3V4H5ZM167 3H168V5H167ZM190 3V2H189ZM188 3V4H189ZM209 3V2H208ZM39 4V5H40ZM44 4H46L47 5V2H45ZM170 4V5H169ZM175 5V7H174V5ZM177 4H179V5H177ZM188 4H187V6H188ZM260 4H262V5H260ZM38 5V6H39ZM43 5V4H42ZM63 5V4H62ZM162 5V6H161ZM193 5V4H192ZM191 5V7L193 8V6ZM213 5V4H212ZM15 6L17 7V8H15ZM44 6V5H43ZM48 6H46L45 8H47ZM84 6V4L81 6L82 7V11L83 10H85V11H83V12H81V13H83V14H88V16H89V9H88V7L87 6H85V8L83 7ZM167 6V7H166ZM171 6V7H170ZM181 6V8H179ZM239 6V5H238ZM3 8H0V11L1 12H3V13H1L0 12V24H5V21H4V18H3V16L2 15H4V17H6V14H7V12H8V14H10V11H8V10H6V7L5 6H2ZM37 7V6H36ZM41 7V6H40ZM39 7V8H40ZM57 7H59V8H57ZM57 7L55 6L54 8H55V11L56 10H58V9H63L64 7H60V6H58L57 5ZM66 7H68V6H66ZM71 6H69V8H70ZM185 7V6H184ZM210 7V6H209ZM213 7V6H212ZM44 8V9H45ZM49 8H47V9H49ZM57 8V9H56ZM69 8H65L64 10H58V11H61V13H63V11H65V14L67 13L68 14V16H70V14H71V10H73V6L69 9ZM80 7L79 6H77V9H79ZM175 8L177 9H179V10H181V13H182V16H181V14L179 13L178 14V11L177 12H175L176 10H175ZM186 8V7H185ZM189 7H187L186 8V13L188 12V9ZM262 8H261V10H262ZM2 9V10H1ZM43 9V10H44ZM47 9H45L44 10V12H43V10H42V7H41V13L46 17V14H48L49 15V13H50V9L48 10L49 11V13H47L46 12V10ZM52 9V8H51ZM164 9V10H163ZM165 9L167 10L166 12H165V17L162 15V13H164V11H165ZM191 9V8H190ZM236 9V8H235ZM243 9V8H242ZM241 9V10H242ZM6 10V11H5ZM11 10V9H10ZM23 10V11H24ZM68 10H70V11H68ZM231 10V9H230ZM51 11H53V10H51ZM79 11V10H78ZM162 11V12H161ZM235 11V10H234ZM238 11V10H237ZM247 11V10H246ZM12 12V11H11ZM22 12V11H21ZM32 12H33V10H32ZM37 12H40V10H38V8H37V11H35L34 10V13H36L35 15L38 17V15H37ZM46 12V13H45ZM73 12H74V10H73ZM85 12V13H84ZM236 12V11H235ZM240 12V11H239ZM249 12V11H248ZM52 13V12H51ZM50 13V15L49 16H51L52 14ZM76 13V12H75ZM176 13V14H175ZM13 14V13H12ZM12 14H10V15H12ZM32 13H30V15H31ZM55 14V13H54ZM65 14H63V16L65 15ZM67 14H66V16H65V21L63 20V25H64V27L65 26H67L70 22H72V23H70L68 26H70V29H72L73 28V30H71V31H73V33H76V31L77 30H79L80 31V29H82V30H84V27L85 26H82V24L83 23H85V24H83V25H89V24H86V23H89L86 19H84L85 21H87V22H85V21H82V19L80 18V17H78L79 18V20H81L82 22V24L79 22V21H77V20H75V19H71L70 17H67ZM108 14H110L109 15V17H108ZM136 14V17L134 16ZM204 14H205V12H204ZM243 14V13H242ZM10 15L8 16V18L10 17ZM47 15V16H48ZM58 15V14H57ZM62 14H60V16H61ZM75 15V14H74ZM158 15H162V16H160V19H159V17H158ZM168 15V16H167ZM180 15V16H179ZM31 16H34V15H31ZM71 16L73 17V14H71ZM138 16V17H137ZM166 16H167V18H166ZM174 16V20H173V23L170 25L168 22H170V20L172 19V17ZM177 16V17H176ZM187 16V15H186ZM13 17H14V15H13ZM18 17H19V15H18ZM18 17H16V18H14V19H16L15 21H17V18ZM68 19H67V18ZM76 17V16H75ZM90 17V16H89ZM216 17V16H215ZM222 17V16H221ZM220 17V18H221ZM2 18H3V20H2ZM7 18V17H6ZM5 18V19H6ZM11 18H12V16H11ZM56 18L58 19V20H60L59 19V17H57L56 16ZM60 18H62V19H64L62 16L60 17ZM77 18V19H78ZM164 20H163V19ZM188 18V17H187ZM213 18V17H212ZM211 18V20H209V23H211L210 21H212V20H215V18H213L212 19ZM13 19V20H14ZM19 19H21L22 20V18L21 17H19L18 18V21L20 22V20ZM25 19V18H24ZM32 19V21H35V20H33V19H36V22L38 21L39 22V20L41 21V19H43L42 17L41 18H36V17H33V18H31ZM62 19H61V21H62ZM70 19H71V21H70ZM89 19H91V18H89ZM158 19V20H157ZM169 19V20H168ZM183 19V18H182ZM191 19V18H190ZM222 19V18H221ZM28 20V19H27ZM49 21H50V19H48ZM47 20V21H48ZM53 20H55V22H56V19L55 18H53ZM52 19H51V21H50V23L52 24L53 21ZM109 20V19H108ZM168 20V21H167ZM175 20H177V21H175ZM193 20H194V18H193ZM18 21L16 22V26H15V28L17 27L18 28V26H20V27H23L24 26V24L26 23V22H24V20H22V22L24 23L23 25H20V23H18ZM43 21H46V20H42L41 22H43ZM66 21H67V23H66ZM70 21V22H69ZM93 21V20H92ZM165 21V22H164ZM172 21V20H171ZM181 21V20H180ZM217 21V18H216V20H215V22ZM4 22V23H3ZM37 22V23H38ZM69 22V23H68ZM74 22V23H73ZM76 22H78V23H80V24H76ZM108 22H110V20L108 21ZM163 22V23H162ZM166 22L168 23L167 25H166ZM174 22H177V23H174ZM188 22V21H187ZM214 22V21H213ZM14 23L15 22H13V25H14ZM49 23V22H48ZM60 23V22H59ZM112 23H108V25L110 26ZM165 23V24H164ZM191 23V22H190ZM203 23V22H202ZM19 24V25H18ZM22 24V23H21ZM34 24H36V23H34ZM41 24V23H40ZM50 24V25H51ZM54 24H56V25H53L55 28H56V30H58V29H60V30H63L62 28V26L63 25H61V23H60V25H58V23H54ZM72 24H76V25H72ZM137 24V25H138ZM156 24V25H155ZM162 24V25H161ZM180 24V25H179ZM205 24V23H204ZM203 24V25H204ZM18 25V26H17ZM33 25V24H32ZM49 25V24H48ZM79 25V26H78ZM91 25H92V23H91ZM107 25V24H106ZM165 27H164V26ZM170 25V26H169ZM173 25V26H172ZM185 24H183V26H184ZM201 25V24H200ZM208 25V24H207ZM206 25V26H207ZM214 26H216L217 24L216 23H214L213 24ZM3 26V25H2ZM11 26V25H10ZM41 26V25H40ZM52 26V25H51ZM52 26V27H53ZM59 26V28L57 29V27ZM74 26V27H73ZM80 26L82 27V28H80ZM109 26L107 27V28H109ZM161 26H163V27H161ZM179 26V27H178ZM187 26V25H186ZM194 26V25H193ZM25 27H27V24H26V26ZM31 27V26H30ZM77 27V29H75ZM87 27V26H86ZM85 27V28H86ZM160 27V28H159ZM167 27V28H166ZM191 27V26H190ZM211 27H212V24H211ZM220 27V26H219ZM28 28H29V26H28ZM55 28H53V29H55ZM89 28V27H88ZM106 28V29H107ZM165 28H166V30H165ZM187 28V27H186ZM194 28V27H193ZM198 28L200 29V30H202L203 28H201V26L200 27H198V26H196V30H195V28H194V30L195 31H199L198 30ZM207 28V27H206ZM215 28V27H214ZM216 28H217V26H216ZM221 28V27H220ZM25 28H23L22 30H24ZM52 29V28H51ZM91 29H92V27H91ZM139 29V28H138ZM138 29H136V30H138ZM141 29H142V31H141ZM159 29V30H158ZM184 30H185V28H183ZM19 30H20V28H19ZM30 30V29H29ZM76 30V31H75ZM145 30H144V33H145ZM152 30V31H151ZM160 30H162V31H164V32H162V31H160ZM180 30H178V31H180ZM235 30V29H234ZM25 32H26V30H24ZM23 31V32H24ZM28 31V30H27ZM31 31H33L32 30V28H31ZM44 31H46V30H44ZM53 30H51V32H52ZM59 31V30H58ZM57 31V32H58ZM165 31H167L166 33H165ZM187 31V30H186ZM192 31V30H191ZM203 31V30H202ZM2 31H0V33H1ZM78 32V31H77ZM188 32V31H187ZM234 32V31H233ZM3 33V32H2ZM1 33V34H2ZM8 33V32H7ZM27 33V32H26ZM29 33H31V32H29ZM72 33V32H71ZM72 33V34H73ZM156 33V34H155ZM159 33V34H158ZM161 33V34H160ZM171 33H174L173 35L171 34ZM204 32H202V34H203ZM222 33V32H221ZM232 33V32H231ZM71 34V35H72ZM132 34H133V36H132ZM143 34V33H142ZM196 34V33H195ZM201 34V35H202ZM224 34V33H223ZM227 34V33H226ZM239 34V33H238ZM3 35H6V34H3ZM3 35H1V39H3L4 37H3ZM7 35H9V33L7 34ZM6 35V36H7ZM59 35V34H58ZM57 34H56V36H58ZM62 35V34H61ZM76 35H78V34H76ZM87 35V34H86ZM85 35V36H86ZM145 35L146 34H144V35H142V38L143 39H145L146 37H145ZM175 35V36H174ZM192 35V34H191ZM190 35V36H191ZM200 35V36H201ZM221 35V34H220ZM231 35V34H230ZM229 35V36H230ZM233 35V34H232ZM248 35V34H247ZM246 35V36H247ZM34 36V35H33ZM55 36V37H56ZM66 36V35H65ZM148 36V35H147ZM171 36H172V38H171ZM194 36V35H193ZM197 37H200L199 35H196ZM227 36V35H226ZM236 36H238V35H236V34H234V36L233 37H236ZM30 37H31V35H30ZM62 37V36H61ZM81 37V36H80ZM79 37V38H80ZM91 37V36H90ZM185 37V36H184ZM183 36L181 37V41H179V39H176L175 41H179V43H182L183 42V40H184V42L185 43H188V42H186L185 41V39H183L182 40V38H184ZM202 37H203V35H202ZM208 37V36H207ZM210 37V36H209ZM253 37V36H252ZM251 37V39H250V36H248L247 37V41H249L250 43L252 42V43H255V40H254V37L252 38ZM70 38V37H69ZM75 38V37H74ZM92 38V37H91ZM108 38V39H107ZM141 38V37H140ZM150 38V37H149ZM156 38H154V39H156ZM212 38V37H211ZM210 38V41H211V43H213L214 44V42L215 43H221L220 41H223V39H225L226 37H224V36H222L221 35V37H219V36H217L216 38H219L218 40L217 39H211ZM230 38V37H229ZM237 38V37H236ZM44 39V38H43ZM51 39V38H50ZM87 39H88V37H87ZM147 39V38H146ZM166 39V40H167ZM222 39V40H221ZM256 39V38H255ZM14 40V39H13ZM66 40V39H65ZM69 40V39H68ZM92 40V39H91ZM196 40V39H195ZM198 40V39H197ZM215 40V41H214ZM216 40H217V42H216ZM227 40H228V36H227ZM241 40V39H240ZM254 40V41H253ZM3 41V40H2ZM15 41H16V39H15ZM28 41H29V39H28ZM88 40H86V42H87ZM156 41V40H155ZM158 41V40H157ZM162 41V40H161ZM160 41V42H161ZM174 41V40H173ZM189 41V40H188ZM201 41V40H200ZM243 41H245V40H243ZM243 41H237L235 44H236V47H237V49L239 50H237L236 49V47H235V50L233 49V47H231V48H228V50L227 51H229V49H233L232 51L233 52H235L236 53V55H241V56H243L244 58H246V60L247 61H251V62H256L255 60H257V58L256 59H252V57H251V59H249L248 60V57L246 56L245 57V55H242V54H240V51H243V53H244V48H242V46L241 45H243V44H241ZM62 42V41H61ZM60 42V43H61ZM76 42V41H75ZM79 42V41H78ZM167 42V41H166ZM202 42V41H201ZM229 42V41H228ZM241 42V43H240ZM57 44H58V41L56 42ZM74 43V42H73ZM73 43H72V45H73ZM157 43V42H156ZM191 43H193V42H190V46H192V48L194 47V45L193 44H191ZM223 43V42H222ZM240 45H239V44ZM54 44H55V41H54ZM56 44V45H57ZM75 44V43H74ZM77 44V43H76ZM89 44H90V42H89ZM93 44V43H92ZM145 44V43H144ZM213 44H212V47H214L213 46ZM229 45H230V43H228ZM245 44H248V43H245ZM245 44L243 45L244 47H245ZM3 45H5L6 46V44H3ZM61 45H62V43H61ZM163 45V44H162ZM227 45V44H226ZM237 45H239V46H237ZM261 45H264V44H260V46ZM55 46V45H54ZM78 46V45H77ZM84 46V45H83ZM87 46H88V44H87ZM108 46H109V49H108ZM175 46V45H174ZM187 46H188V44H187ZM232 46V45H231ZM233 46H234V44H233ZM240 46H241V48H240ZM246 46H248V45H246ZM4 47V46H3ZM10 47V46H9ZM13 47H15V46H13ZM12 46L10 47V48H13ZM58 47V46H57ZM70 47H72V46H70ZM76 46H74V48H75ZM206 47V46H205ZM239 47V48H238ZM50 49H51V47H49ZM86 50H87V48H86V46L84 47ZM174 48V47H173ZM177 48V47H176ZM195 48V47H194ZM219 48H220V46H219ZM225 48H227V47H225ZM15 49V48H14ZM18 49V48H17ZM47 49V48H46ZM64 49V48H63ZM73 49V48H72ZM85 49H84V51H85ZM128 51H127V50ZM179 49V48H178ZM212 49V48H211ZM246 49H248V48H246ZM251 49H253V48H251ZM254 49H256V47H254ZM253 49V50H254ZM19 50V49H18ZM53 50V48L51 49V51ZM90 50H91V48H90ZM150 50H151V48H150ZM168 50V49H167ZM169 50H171L170 48H169ZM168 50V51H169ZM0 51H1V49H0ZM65 51H66V47H65ZM74 51H76V50H74ZM132 52L133 53V59L131 60V57H128V52ZM190 51H192L191 49L189 50L188 49V52H190ZM219 51V50H218ZM223 51H225V49H223ZM16 52V51H15ZM55 52V51H54ZM106 52V51H105ZM193 52V51H192ZM196 52V51H195ZM250 52H251V50H250ZM1 53V52H0ZM17 53V52H16ZM20 53H23V52H20ZM66 53V52H65ZM85 53V52H84ZM186 53V52H185ZM210 53H212V52H210ZM219 53V52H218ZM217 53V54H218ZM69 54V53H68ZM127 54V55H126ZM192 53L190 52V55H191ZM228 54V53H227ZM1 55V54H0ZM75 55V54H74ZM80 55V54H79ZM104 55V54H103ZM161 55H163V54H161ZM160 55V56H161ZM187 55V54H186ZM214 55V54H213ZM213 55H212V57H213ZM234 55V54H233ZM2 56V55H1ZM71 56V55H70ZM69 56V57H70ZM159 56V55H158ZM157 56V57H158ZM165 56V55H164ZM163 56V57H164ZM172 56V55H171ZM188 56V55H187ZM206 56V55H205ZM211 56V55H210ZM64 57V56H63ZM75 57V56H74ZM73 56L72 57H70V58H74ZM162 57V58H163ZM169 57V56H168ZM229 57H230V55H229ZM237 57H239V56H237ZM3 58H4V56H3ZM69 58V59H70ZM102 58V59H103ZM159 58H161V57H159ZM159 58H157V59H159ZM218 58V57H217ZM225 58V57H224ZM2 59V58H1ZM8 59V58H7ZM7 59H6V61H7ZM65 59H67V58H65ZM184 59V58H183ZM182 59V60H183ZM226 59H227V57H226ZM242 59V58H241ZM71 60H75V58L74 59H71ZM160 60V59H159ZM164 60V59H163ZM209 60V59H208ZM237 60V59H236ZM8 61H10L9 59H8ZM7 61V62H8ZM78 61V60H77ZM139 61H141L144 65H143V67H141L140 65H139V63H141V62H139ZM151 61V62H150ZM167 61H168V59H167ZM177 61V60H176ZM184 61H186V60H184ZM183 61V62H184ZM206 61V60H205ZM234 61V60H233ZM258 61V60H257ZM6 62V63H7ZM25 62V61H24ZM23 62V63H24ZM71 62V61H70ZM72 62H74V63H76V61H72ZM164 62V61H163ZM250 62V63H251ZM5 63V64H6ZM73 63V64H74ZM164 63H166V61L164 62ZM170 63V62H169ZM202 63H204V62H202ZM11 64V62L9 63L8 62V64H6L7 66H9ZM22 64V63H21ZM25 64V63H24ZM24 64H22V66L21 67H23L24 66ZM71 64V63H70ZM73 64H72V66H73ZM79 64L81 65V61L79 60ZM149 64H151L152 66H149ZM158 64V63H157ZM161 64V63H160ZM167 64V63H166ZM177 64V63H176ZM183 64V63H182ZM206 64V63H205ZM229 64V63H228ZM26 65V64H25ZM69 65V64H68ZM165 64H163V66H164ZM172 65V64H171ZM233 65V64H232ZM11 66H13V62H12V65ZM11 66H9V67H11ZM20 66V65H19ZM78 66V65H77ZM167 66V65H166ZM173 66V65H172ZM203 66V65H202ZM227 67H228V65H226ZM231 66V65H230ZM76 67V66H75ZM126 67V66H125ZM128 67V66H127ZM152 67H154V69L152 68ZM177 67V66H176ZM199 67V66H198ZM206 67H207V65H206ZM12 68V67H11ZM24 68V67H23ZM72 68H74V67H72ZM78 68V67H77ZM143 68V69H142ZM146 68V69H145ZM156 68H158V67H156ZM183 68V67H182ZM184 68H186V66L184 67ZM196 68V67H195ZM195 68H191L192 70H193V72H194V74L195 75H198L199 74V72H197V69H195ZM203 68H204V66H203ZM203 68H202V70H203ZM224 68V67H223ZM223 68H221L216 74L217 75H219V77H221L222 75V73L223 74H226L227 72L226 71H228L229 72V69H227V68H225V69H227V70H225V69H223ZM22 68H20V70H21ZM26 69V68H25ZM79 69V68H78ZM164 69V68H163ZM199 69V68H198ZM207 70H208V68H206ZM75 69H73V70H70V71H74ZM136 70H139V71H137L136 72ZM158 70V69H157ZM167 70V69H166ZM214 70V69H213ZM69 71V70H68ZM84 71V70H83ZM134 71H135V73H134ZM140 71H143L142 73L143 74H141L140 73ZM165 71V70H164ZM187 71V70H186ZM240 71V70H239ZM238 70H237V72H239ZM243 71V70H242ZM241 71V72H242ZM18 72V71H17ZM24 72H26V71H24ZM71 72V73H72ZM74 72H76V70L74 71ZM80 72H82V70H80ZM85 72V71H84ZM166 72V71H165ZM185 72V71H184ZM193 72L191 73V74H193ZM216 72V71H215ZM236 72V71H235ZM21 73V72H20ZM77 73V72H76ZM138 73H140L139 75H138ZM168 73V72H167ZM221 73V74H220ZM21 74H23V73H21ZM25 74V73H24ZM190 74V75H191ZM215 74V75H216ZM228 74V73H227ZM230 75H231V73H229ZM237 74V73H236ZM240 74V72L238 73V75ZM250 74V73H249ZM253 74V73H252ZM262 74H264V73H262ZM17 75V74H16ZM125 75V74H124ZM124 75H122V76H124ZM234 75V74H233ZM233 75H232V77H230V79L231 78H233ZM17 76H19V75H17ZM126 76V75H125ZM133 76V77H132ZM139 76V77H138ZM201 76H202V74H201ZM234 76H236V75H234ZM254 76V75H253ZM24 77H25V75H24ZM27 77V76H26ZM25 77V78H26ZM62 77V76H61ZM147 77V76H146ZM153 77V76H152ZM199 77V76H198ZM262 77H264V76H262ZM18 78V77H17ZM21 79L23 78V77H20ZM70 78V77H69ZM95 78V79H96ZM101 78H103V81L101 80ZM154 78V77H153ZM177 78V77H176ZM188 78V77H187ZM185 79V80H188V79ZM200 78H202V77H200ZM255 78V77H254ZM24 79V78H23ZM48 80H50L49 78H47ZM94 79V78H93ZM92 79V80H93ZM128 79V80H129ZM179 79V78H178ZM190 79V78H189ZM203 79L204 78H202L201 79V81H203ZM221 79H222V77H221ZM229 79V80H230ZM40 80V79H39ZM46 80V79H45ZM67 80V79H66ZM141 80V79H140ZM151 80V79H150ZM155 81H156V79H154ZM174 80H176V79H174ZM173 80V81H174ZM130 81V80H129ZM147 81H149L148 79H146V82ZM157 81H160L159 79L157 80ZM169 81V80H168ZM190 81V80H189ZM198 81V79L196 80V82ZM200 81V82H201ZM7 82V81H6ZM200 82H198V83H196L197 84V86H199L200 85ZM214 82V81H213ZM137 83H138V81H137ZM191 83V82H190ZM142 84H143V82H142ZM146 84V83H145ZM144 84V85H145ZM155 84H159V83H155ZM161 84H162V82H161ZM173 84V83H172ZM177 84V83H176ZM180 84V83H179ZM192 84V83H191ZM149 84L147 83V86H148ZM160 85V84H159ZM171 85V84H170ZM229 85V84H228ZM234 85V83H232V85H229L230 86V88L227 90L226 89V91L229 93V96H231V91H230V89L232 88H236L238 85H236V86H233ZM36 86V84L33 86V87H35ZM129 86V85H128ZM173 86V85H172ZM177 86V85H176ZM179 86V85H178ZM203 87V85H200L199 86V88L200 87ZM232 86V87H231ZM19 87V86H18ZM30 87H32V86H30ZM173 87H175V85L173 86ZM192 87H194V86H192ZM201 87V88H202ZM213 87V86H212ZM223 87H224V85H223ZM61 88V87H60ZM71 88V87H70ZM138 88H141V87H138ZM200 88V89H201ZM214 88V87H213ZM8 89V88H7ZM16 89V88H15ZM146 89H151V88H146ZM167 89V88H166ZM4 90V89H3ZM13 90V89H12ZM138 90V89H137ZM154 90V89H153ZM197 90V89H196ZM199 90V89H198ZM1 91H2V89H1ZM31 91H33V88H32V90ZM30 91V92H31ZM38 91V90H37ZM96 91V92H95ZM203 93H205V89H203L202 88V90H201ZM207 91V90H206ZM212 91V90H211ZM216 91V90H215ZM10 92V91H9ZM167 92V91H166ZM10 94V93H9ZM35 94V93H34ZM38 94H40V93H38ZM170 94H172V93H170ZM206 94L208 95H210L211 96V94L210 93H207L206 92ZM205 94V95H206ZM215 94H220V93H215ZM214 94V95H215ZM11 95V94H10ZM173 95V94H172ZM203 95V94H202ZM208 95V96H209ZM223 95V94H222ZM33 96V95H32ZM97 96V95H96ZM170 96V95H169ZM176 96V95H175ZM193 96V95H192ZM208 97V98H211L212 99V96L211 97ZM12 97V96H11ZM37 97H39V96H37ZM26 98H28V97H26ZM26 98H24V99H26ZM30 98V97H29ZM217 98V97H216ZM225 98V97H224ZM30 99H32V98H30ZM33 99H35V98H33ZM38 99V98H37ZM211 99H209V101H211ZM28 100V99H27ZM139 100V99H138ZM153 100V99H152ZM170 100H172V99H170ZM185 100V99H184ZM205 100V99H204ZM30 101H34V100H30ZM30 101H28V102H30ZM37 101V100H36ZM122 101V100H121ZM135 101H136V99H135ZM154 101V100H153ZM165 101V100H164ZM167 101H169L168 100V98H167ZM179 101V100H178ZM183 101V100H182ZM213 101V100H212ZM143 102V101H142ZM152 102V101H151ZM157 102V101H156ZM166 102V101H165ZM169 102H171V101H169ZM137 104H135V105H138L139 107H138V109L140 110V109H142L143 108V110H141L142 112L144 111H146L147 112V107L146 106H143L142 107V105L143 104H141L140 103V101H138V102H136ZM144 103V102H143ZM153 103V105H155V106H153L154 108H156L157 109V107H158V105H159V107H160V101H159V103L160 104H158V103H156L155 104V102H152ZM180 103V104H179ZM179 107H180V109L182 110H180L182 113H183V116H184V112H186L187 110L185 109V108H182V105H183V107H185L184 105V103L181 105V101H179ZM192 103V102H191ZM230 103V102H229ZM41 104V103H40ZM127 104V103H126ZM141 104V105H140ZM144 104H146V103H144ZM169 104V103H168ZM193 104V103H192ZM207 104V103H206ZM120 105V104H119ZM129 105V104H128ZM165 105V109L167 108L166 107V104H162V108H163V110H164V106ZM181 105V106H180ZM133 106V105H132ZM157 106V107H156ZM202 106V105H201ZM120 107V106H119ZM131 107V106H130ZM144 107H145V109H144ZM168 107H169V105H168ZM192 107V106H191ZM216 107V106H215ZM170 108V107H169ZM188 109H189V107H187ZM214 107H211V110L213 111V110H215V109H213ZM118 109V108H117ZM130 109V108H129ZM133 110H134V112L136 113V112H139V111H137L136 109H134V108H132ZM131 109V110H132ZM152 109V108H151ZM185 109V110H184ZM130 110V111H131ZM169 110V109H168ZM247 110H248V108H247ZM152 111H154V110H152ZM170 111V110H169ZM169 111H167V112H169ZM174 111V110H173ZM180 111H179V113H180ZM194 111V110H193ZM218 111V110H217ZM254 111V110H253ZM256 111V110H255ZM133 112V111H132ZM157 112V111H156ZM159 112V111H158ZM164 112V111H163ZM216 112V111H215ZM257 112H258V109H257ZM154 113V112H153ZM191 113V112H190ZM90 114V113H89ZM154 114H156V113H154ZM164 114V113H163ZM173 114V112L171 113V111H170V113H169V115H167V114H165V116L167 115V116H169L167 119H168V121L167 120H165L166 122H169L170 120H171V118L170 117H173V116H171ZM186 114H188L189 115V113H186ZM197 114V113H196ZM199 114V113H198ZM59 115H60V113H59ZM62 115V117L63 116H65V115H63V114H61ZM193 115H194V113H193ZM215 115V114H214ZM223 115V114H222ZM248 115H249V113H248ZM250 115H251V113H250ZM253 115V114H252ZM69 116V115H68ZM137 116V115H136ZM159 116H161V115H159ZM189 116H191V115H189ZM139 117H140V115H139ZM152 117V116H151ZM186 117L188 118V116L186 115ZM194 117H196V116H194ZM222 117V116H221ZM254 117V116H253ZM64 118V117H63ZM174 118H175V116H174ZM186 118V119H187ZM193 118V117H192ZM4 119V118H3ZM52 119V118H51ZM65 119H66V122L68 121L67 120V118H66V116H65ZM139 119V118H138ZM137 119V120H138ZM152 119V118H151ZM186 119H185V121H186ZM194 119H198L197 117L196 118H193V120ZM206 119V118H205ZM218 119V118H217ZM216 119V120H217ZM258 119V118H257ZM50 120V119H49ZM64 120V119H63ZM70 120V119H69ZM190 120H191V122H190ZM191 118L189 119H187V123L185 122V124L186 125H188V128L187 129H189V127H190V125H191V123H192V121H193ZM227 120V119H226ZM251 121H250V123H249V125H250V127L251 128H249V129H252V128H255V127H257V126H261V129L262 128H264V127H262V126H264V123H262V122H260L259 121V119L258 120H255V121H253V119H252V117H251V119H250ZM71 121V120H70ZM141 121V120H140ZM196 121H200V120H196ZM207 121V120H206ZM231 121V120H230ZM48 122V121H47ZM46 122V123H47ZM51 122V121H50ZM52 122H54L53 120H52ZM55 122H57V119H56V121ZM59 122L61 123L62 121H60L59 120ZM58 122V123H59ZM142 122V121H141ZM161 122H163V120L161 121ZM71 123V122H70ZM73 123V122H72ZM132 123H133V120H132ZM139 123V122H138ZM196 123V122H195ZM222 123V122H221ZM23 124V123H22ZM62 124H64V122H62ZM66 124V123H65ZM64 124V125H65ZM136 124L137 123H135V124H133V125H135L136 126ZM190 124V125H189ZM192 124H194V122L192 123ZM220 124V123H219ZM225 124V123H224ZM231 124H232V126H234V128H235V130H234V128L232 129V126H231ZM231 124H229L230 126H231V130H232V134L234 135V136H236L235 138V140L236 141H243V140H245V137L246 136H244V135H247L248 137H246V138H249V137H251V140L252 141H250L249 140V143H251L252 145L254 144H258V142L259 141H261V139L260 140H258L257 138H255V136H259V138H261L260 137V135H258V133H255V132H249V131H246L245 129H244V131H245V134L244 135H242V133H238V131H239V128H238V130L236 129V125H233V123H231ZM24 125V124H23ZM48 125V124H47ZM248 125V126H249ZM55 126H57V125H55ZM70 125H68L67 126V128L69 127ZM122 126H124V124L122 125ZM134 126V131L136 132L137 131V133L140 131V126L139 127H137V128H140V129H137L136 127ZM138 126V125H137ZM160 126V125H159ZM185 126V125H184ZM199 126H201V125H199ZM203 126V125H202ZM222 126V125H221ZM226 126V125H225ZM228 126V125H227ZM253 126V127H252ZM52 127H54V125H53V123H52ZM63 127V126H62ZM66 127V126H65ZM64 127V128H65ZM73 127V126H72ZM118 127V126H117ZM133 127V126H132ZM19 128H22V127H19ZM56 128V127H55ZM64 128H63V130H64ZM69 128H71V127H69ZM124 128H126V129H130V128H127V127H125L124 126ZM167 128V127H166ZM193 128V127H192ZM191 127H190V129H192ZM199 128V127H198ZM242 128V127H241ZM244 128V127H243ZM257 128H259L260 129V127H257ZM72 129V128H71ZM122 129V128H121ZM133 129V128H132ZM137 129V130H136ZM164 129H165V127H164ZM194 129V128H193ZM226 129V128H225ZM248 129V128H247ZM256 129V128H255ZM260 129V130H261ZM21 130V129H20ZM37 130V129H36ZM56 130V129H55ZM65 130H69V133H72V132H74V130L72 129V130H70V129H65ZM131 130V129H130ZM142 130V129H141ZM205 130V129H204ZM211 130V129H210ZM224 130V129H223ZM228 130V129H227ZM257 130V129H256ZM255 130V131H256ZM57 131V130H56ZM146 131V130H145ZM153 131V130H152ZM225 131V130H224ZM259 131V130H258ZM257 131V132H258ZM62 132V131H61ZM123 132V131H122ZM135 132H133L132 131V133L133 134H135ZM147 132V131H146ZM162 132V131H161ZM235 132H237V133H235ZM248 134H247V133ZM64 133V132H63ZM67 134V131H66V133H64L63 134V136L65 137V139H67L69 136H71L70 134ZM125 134H128L129 132H124ZM152 133V132H151ZM157 133V132H156ZM213 133H214V131H213ZM69 135L68 137H67V135ZM131 136H132V134H131V131H130V133H129ZM128 134V135H129ZM141 134V133H140ZM143 134V133H142ZM146 134V133H145ZM216 134V133H215ZM236 134V135H235ZM238 134V135H237ZM241 134V135H240ZM260 134V133H259ZM262 134H264V133H262ZM261 134V135H262ZM56 135V134H55ZM58 135V134H57ZM137 136H139V134H136ZM136 135H134L133 137H134V143H136V145H137V141L136 140H138V141H140L139 139H138V137L136 136ZM194 135V134H193ZM239 135L241 136V137H239ZM40 136H42V135H40ZM61 136H62V133H61ZM125 136V135H124ZM145 136V135H144ZM192 136V135H191ZM190 136V139L192 138ZM238 136V137H237ZM54 137V136H53ZM132 137V138H133ZM149 137V136H148ZM213 137V136H212ZM55 138V137H54ZM57 138V137H56ZM86 138V137H85ZM131 138V139H132ZM209 138V137H208ZM222 138V137H221ZM240 138H243V139H240ZM70 137H69V141H67V140H65V141H67L66 143H70ZM89 139H88V141H89ZM131 139H129V137L125 140V141H127V140H129V141H127L126 143L127 144H125L126 146V150L124 151L125 152V156H127V158L124 160V158H123V160H124V162L122 161L121 163H122V165L121 166H118V169H121L122 167H123V169H121L122 171H124V168L126 167L125 165V163H126V161H128L129 159H128V157L131 159V157H132V155L134 156V152L133 151H135L136 149H137V146L133 143H131ZM187 139V138H186ZM216 139V137L214 136L211 140H212V142H213V144H215V142H214V140ZM219 139V138H218ZM258 141H257V140ZM262 139H264V138H262ZM1 140V139H0ZM86 140V139H85ZM184 140V139H183ZM220 140H222V139H220ZM224 140V139H223ZM64 141V140H63ZM196 141H197V139H196ZM235 141V142H236ZM240 141L238 142L239 144H240ZM246 141V140H245ZM133 142V141H132ZM200 142V141H199ZM39 143V142H38ZM69 143H68V146H70V145H72L73 147L75 146V144L74 143H72V140H71V143H70V145H69ZM123 144V143H122ZM203 145H204V143H202ZM238 144V145H239ZM251 144H248V142H247V145H248V147L250 148V147H252L251 146ZM261 144V143H260ZM67 145V144H66ZM247 145H244V146H246L247 147ZM8 146V145H7ZM72 146H71V148H72ZM136 146V147H135ZM181 146V145H180ZM179 145H178V147H180ZM219 145H217V147H218ZM258 147H259V144L257 145ZM257 146H254V147H252V148H254L253 149V151H260L259 149L257 150ZM11 147V146H10ZM14 148V150H10V152L9 151H7L5 148H1V146H0V148L1 149H3V150H6L9 154L10 153H12V152H14L16 149H18V147H16L15 145L13 146ZM62 147V146H61ZM85 147V148H84ZM156 147V146H155ZM205 147V146H204ZM246 147H243V146H241V144L239 145V149L240 148H242L243 149V151L244 150H246L247 148ZM256 147V148H255ZM260 147H264V146H260ZM16 148V149H15ZM60 148V147H59ZM63 148V147H62ZM124 148V147H123ZM123 148H122V150H123ZM164 148V147H163ZM175 148V147H174ZM174 148L172 147V149H173V152H172V155H177L178 157V159L177 160H183L182 159V157H187V155H184L183 156V154L181 153L182 152V150L181 151H178L177 149H180V148H175V150H177V152L178 153H176V151L174 150ZM228 148V147H227ZM238 148V147H237ZM246 148V149H245ZM12 149V148H11ZM57 149V148H56ZM66 149V148H65ZM68 149H70V147L68 148ZM73 149V148H72ZM74 149H75V147H74ZM128 149V150H127ZM146 149V148H145ZM153 149V148H152ZM171 149V150H172ZM220 149V148H219ZM218 149V150H219ZM241 149V150H242ZM256 149V150H255ZM78 150H80V149H78ZM80 150V151H81ZM86 150H88L87 152H86ZM155 150V149H154ZM160 150H162V148H160V147H158V149L156 150L157 151V153L159 152ZM198 150V149H197ZM200 150V149H199ZM252 150V149H251ZM61 151H62V149H61ZM60 151V152H61ZM70 151V150H69ZM72 151V150H71ZM150 151V150H149ZM221 151V150H220ZM220 151H219V153H220ZM223 151H225V150H223ZM221 152V153H225L226 155L229 153V152H227V151H225V152ZM250 152L249 154H247V150H246V154L248 155H246V158H247V160L249 161V159H254V161H255V152ZM63 152L65 153V151H62L61 153L63 154ZM129 153V154H127V153ZM133 152V153H132ZM147 152V151H146ZM163 152V151H162ZM167 152V151H166ZM198 152V151H197ZM19 153V152H18ZM56 153V152H55ZM73 154H75V152H74V150H73V152H72ZM148 153V152H147ZM157 153H154L153 155L155 156V155H157ZM160 153V152H159ZM165 153V152H164ZM175 153V154H174ZM182 154V156L180 155V154ZM220 153V154H221ZM233 153V152H232ZM238 153H239V151H238ZM253 153V154H252ZM27 153H22V154H20L22 157H19V155H18V160L19 159H21L23 162L25 161L26 162V164H27V158L28 157H30V156H28L27 158H26V155ZM61 154V155H62ZM81 154H85V156H81ZM131 154V155H130ZM171 154V153H170ZM222 154V155H223ZM224 154V155H225ZM234 154V153H233ZM241 154V153H240ZM6 155V154H5ZM12 155H13V153H12ZM17 155V153L15 152V155L14 156H16ZM64 155V154H63ZM62 155V156H63ZM79 155V156H78ZM124 155V154H123ZM145 155V154H144ZM150 155H151V153H150ZM172 155L170 156V157H172ZM180 155V156H179ZM221 155V156H222ZM223 155V156H224ZM225 155V156H226ZM237 155V154H236ZM48 156V155H47ZM49 156H51V155H49ZM55 156V155H54ZM54 156L52 157V158H54ZM64 156H66V155H64ZM146 157H147V155H145ZM154 156H152V157H154ZM220 157V161L221 162H225V163H227L226 161H228V160H225L226 158L225 157ZM227 156H230V157H232L231 156V152H230V154H228ZM262 156H264V155H262ZM158 157V156H157ZM179 157H180V159H179ZM236 157H238V156H236ZM249 157V158H248ZM14 158V157H13ZM26 158V159H25ZM145 158V157H144ZM159 158V157H158ZM160 158H162V157H160ZM175 158V157H174ZM219 158V157H218ZM233 158V157H232ZM231 158V159H232ZM240 158H242V157H240ZM244 158V157H243ZM262 158H264V157H262ZM29 159V158H28ZM38 159V158H37ZM58 159H60V158H58ZM116 159V158H115ZM128 159V160H127ZM149 159V158H148ZM151 160H152V158H150ZM150 159H149V161H150ZM154 159V158H153ZM185 159V158H184ZM40 160V159H39ZM60 160H62V159H60ZM60 160H57V162L58 161H60ZM80 160V161H79ZM176 160V161H177ZM207 159H199V161L200 162H205ZM246 160V159H245ZM261 161L260 163H262V162H264V160H259V159H256V161ZM140 161V160H139ZM147 161V160H146ZM159 161H161V165H158L157 167L156 166H154L153 164L154 163H152V165L155 167V168H153V166L151 165V164H149V166L151 167H149L150 169H151V171L152 170H154V172H156V170L158 169V170H160V171H157L158 172V175H159V178H160V176H161V174H162V172H161V169L163 170L164 169V165H162V163L164 162H162V160H159ZM175 161V163L177 164V163H179V161H177L176 162ZM238 161V162H237ZM23 162H19L20 164H22ZM57 162H56V164H57ZM141 162V161H140ZM148 162V161H147ZM153 162H155V160L153 161ZM174 162V161H173ZM181 162V161H180ZM234 162L235 163H233V164H231V163H227V165H229V166H231L230 167V170L228 171V173L229 174H226V169L225 168H223V169H221L220 167H217V171H218V173H219V176H217L216 174H214V173H211V172H196L195 174H197V173H201L202 175L203 174H209V175H211L212 176V179H213V181H214V184H215V186H216V189H215V195L214 196H212V194L211 193H208V195L207 196H205L206 198L204 199V201L202 200V203L204 202V204L203 205H205L204 207L207 209H213V208H217L218 206H223V204L225 205V204H229V205H231V204H233V205H231L232 206V208L229 206V208H231V211L233 212H230L229 210V212L230 213H232V215L230 214V215H228V214H226V213H229L228 211L226 212V211H224V213L226 214V215H228V216H224L223 214L221 215V216H223V218L220 216V217H215L214 218V215H208L206 218L204 217V215H203V218L205 219L204 220V225L206 224V223H208V222H214V221H216V223L217 224H219V223H222L223 222V220L222 219H224V221H227V223H229V225L227 224L226 226L229 228V230L230 229H232L231 230V235H234V236H229L228 237V239L231 237H235V238H233L234 239V241L235 242H239L240 240H241V242H239L238 244L240 245V248H241V250L243 251L242 253H243V257H246L247 255L245 254V253H247V251L249 250L248 249V241L250 240L249 238L252 236L251 234H255V231H256V225H255V223H254V221H255V208L253 209L252 207L254 206L255 207V181H252V178H257L258 180H264V177H262V176H259V174L258 173H256V171H255V165L253 166V167H249L248 166V164L247 163H245V162H242L241 161V164H242V166L241 165H239V160H237V159H234ZM41 163V162H40ZM120 163V164H121ZM128 163V162H127ZM142 163H143V160H142ZM25 164V163H24ZM25 164V165H26ZM29 164V163H28ZM31 164H34V163H30V165ZM46 164V163H45ZM61 164V163H60ZM60 164H58L59 166H60ZM106 165L107 167H108V169H107V167H106V169L107 170H109V168H111L110 170L113 172H111L112 174L109 176V178H107V180H105V179H102L101 177H102V172H101V170H102V167H103V165ZM118 164V163H117ZM140 164V163H139ZM144 164H145V162H144ZM147 164V165H148ZM156 164H157V162H156ZM155 164V165H156ZM160 164V163H159ZM169 164V163H168ZM168 164H167V166H168ZM175 164V166L174 167H177L179 164H177L176 165ZM24 165V166H25ZM30 165H28V167L30 166ZM115 165V164H114ZM119 165V164H118ZM141 165H143V164H141ZM170 165V164H169ZM32 167L31 168H33V166L34 165H31ZM58 166V167H59ZM116 166V165H115ZM125 166V167H124ZM130 166V165H129ZM132 166H135V165H132ZM161 166V167H160ZM163 166V167H162ZM166 166V165H165ZM167 166H166V168H167ZM183 166V165H182ZM261 166H264V165H261ZM26 167H27V165H26ZM50 167H52V166H50ZM55 167V166H54ZM57 167V166H56ZM121 167V168H120ZM138 167V166H137ZM136 167V168H137ZM140 167V166H139ZM180 168H182L181 166H179ZM37 168V167H36ZM45 168V167H44ZM135 168V169H136ZM145 167L143 166V169H144ZM161 168V169H160ZM172 168V167H171ZM178 168V167H177ZM30 169V168H29ZM51 169V168H50ZM56 169V168H55ZM57 169H59L58 171L60 172V168H57ZM56 169V170H57ZM76 169V170H77ZM146 170H147V168H145ZM156 169V170H155ZM32 170V169H31ZM35 170V169H34ZM56 170H54V171H56ZM109 170V171H110ZM121 170H118V171H121ZM165 170V169H164ZM163 170V171H164ZM172 170V169H171ZM36 171V170H35ZM45 171H46V169H45ZM166 171V170H165ZM176 171V169L174 168L173 169V172H174V174H175V176L178 174V172H175ZM38 172V171H37ZM47 172H49V170L47 171ZM76 172V171H75ZM142 172V171H141ZM171 172V171H170ZM43 173H44V171H43ZM50 173H53V172H51V170H50ZM57 173V172H56ZM55 173V174H56ZM101 173V174H100ZM104 173H106V172H104ZM138 173H139V171H138ZM161 173V174H160ZM234 173H236V175H237V177H236V182L235 183H233V188H235L236 189V187H237V185L238 184H243L244 182L242 181V178H247L248 179V182L246 183L247 185H246V187L245 188H248V187H250V193H252V194H250L249 195V197H248V195L246 194L245 195V193L240 197V198H237L236 196H234V195H231V196H224V193L221 191V181L222 182H224V181H226L227 180V178H228V176L229 175H232V174H234ZM40 174H42V173H40ZM54 174V173H53ZM142 174V173H141ZM150 174V173H149ZM166 174V173H165ZM195 174H190V175H193L192 177H194V175ZM47 175V174H46ZM250 175V176H249ZM58 176V175H57ZM70 176L71 177V175L70 174H68V175H66L65 177L66 178H68V177ZM152 176V175H151ZM163 176V175H162ZM161 176V177H162ZM165 176V175H164ZM178 176V175H177ZM50 177V176H49ZM72 177H71V179L69 180V181H71L72 180ZM81 177V178H80ZM122 178V176H120L119 175V178ZM153 177V176H152ZM157 177V176H156ZM166 177V176H165ZM168 177H170V176H168ZM185 177V176H184ZM118 178V179H119ZM57 179V178H56ZM65 179V178H64ZM109 179H111V180H109ZM123 179V178H122ZM141 179V178H140ZM154 179V178H153ZM157 179H158V177H157ZM163 179V178H162ZM68 180V179H67ZM66 180V181H67ZM159 180H161V179H159ZM159 180H157V181H159ZM76 181V182H75ZM119 181V180H118ZM120 181H122L121 179H120ZM142 181H144V180H142ZM162 181V180H161ZM68 182V181H67ZM108 182V184H106ZM115 182H117L116 180H115ZM114 182V183H115ZM160 182V181H159ZM258 182V181H257ZM18 183V185L17 186H23L24 187V184L22 183L21 184V182H18V181H16V184ZM110 183V184H109ZM161 183V182H160ZM262 183H264V182H262ZM70 184V183H69ZM68 184V185H69ZM122 184V185H121ZM120 185L121 186H123V187H125V186H127V184H126V181H124L123 180V182L121 183ZM141 184V183H140ZM157 185H159V183L157 184ZM130 187L132 186V185H129ZM143 186H144V184H143ZM163 186V185H162ZM166 186V185H165ZM258 186H260V184L258 185ZM22 187V188H23ZM70 187H73V185L72 186H70ZM69 187V188H70ZM75 187H73L74 189H75ZM113 187V188H112ZM120 187V186H119ZM122 187V188H123ZM138 187V186H137ZM139 187H140V185H139ZM150 187V186H149ZM152 187V186H151ZM150 187V188H151ZM252 187H254V189L252 188ZM73 188H71V189H73ZM126 188V187H125ZM142 188V187H141ZM164 188V187H163ZM243 188V187H242ZM124 189V188H123ZM145 189H146V187H145ZM144 189V190H145ZM149 189V188H148ZM169 189V188H168ZM173 189V188H172ZM253 189V190H252ZM75 190V191H76ZM104 190V191H103ZM130 190V189H129ZM170 190V189H169ZM121 191V190H120ZM122 191H124V190H122ZM127 191V190H126ZM147 191V190H146ZM236 191V190H235ZM243 191V190H242ZM248 191V190H247ZM68 192H70V191H68ZM116 192H117V190H116ZM234 192V190L233 191H230V192H227V193H230V194H232ZM244 192V191H243ZM42 193H43V191H42ZM153 193V192H152ZM171 193V194H170ZM259 193H261L262 194V196H264V189H261L260 191H259ZM170 194V198H173V199H175L176 198V196L177 195H174V193H172V191L171 192H169L168 193V195ZM202 194V193H201ZM68 195V194H67ZM70 195V194H69ZM71 195V196H72ZM108 195V194H107ZM137 195V194H136ZM155 195V194H154ZM257 195V194H256ZM50 196V195H49ZM52 196V195H51ZM51 196H50V198H51ZM127 196V195H126ZM171 196H173V197H171ZM202 196V195H201ZM142 197V196H141ZM151 197V196H150ZM154 197V196H153ZM203 197H204V195H203ZM239 197V196H238ZM134 198H137V197H134ZM149 198V197H148ZM162 198H164V197H162ZM162 198H160L161 200H163ZM167 198H168V196H167ZM179 198V197H178ZM237 198V199H236ZM246 198V199H245ZM251 198H253V199H251ZM42 199V198H41ZM45 199H46V197H45ZM120 199V198H119ZM143 199H145L144 197H143ZM147 199V198H146ZM153 199H155V197L153 198ZM202 199V198H201ZM234 199H236V201L238 202V203H233L234 201ZM251 199V200H250ZM43 200V199H42ZM116 200V199H115ZM124 199L123 198H121V204L123 205L125 202H122ZM158 201H159V199H157ZM245 200L246 201H248V202H253V203H248V202H245ZM126 201V200H125ZM154 201H156V200H154ZM167 201V200H166ZM180 201H182V200H180ZM44 202H45V200H44ZM197 201H193V202H191V203H189V202H184V201H182L181 203H179V204H181V206L183 207L182 208V210H184L183 212H185V210H187L186 212L187 213H189L190 211H192L191 213L193 214V213H195V211L194 210H196V208L199 206V207H201L202 206V204H201V202H200V200H198V203H196ZM239 202H241V203H239ZM245 202V203H244ZM48 203V202H47ZM183 203V204H182ZM248 203V204H247ZM17 204V203H16ZM20 204V203H19ZM18 204V205H19ZM113 204H114V202H113ZM137 204V203H136ZM139 204V203H138ZM200 204H201V206H200ZM234 204H237V205H234ZM251 204H252V206H251ZM41 204L39 203V206H40ZM46 205V204H45ZM44 205V206H45ZM114 205H116V204H114ZM118 205V204H117ZM156 205V204H155ZM247 205H249L250 206V208H248V206ZM42 206V205H41ZM51 206V205H50ZM49 206V207H50ZM111 206H113V205H110V207ZM120 206V205H119ZM124 206V205H123ZM146 206V205H145ZM180 206V205H179ZM180 206V207H181ZM243 206H247V207H245L246 209H248L247 211H245V212H243L242 213V215H244V217H246L244 220H241L240 218H242L243 219V216H240V218H238L239 216V214H240V212H241V210H240V207L241 208H243ZM48 206L46 205V208H47ZM109 207V206H108ZM114 207V206H113ZM155 207V206H154ZM159 207V206H158ZM42 208V207H41ZM45 208V207H44ZM52 208V207H51ZM50 208V209H51ZM63 208V207H62ZM71 208H73L72 206H71ZM118 208V207H117ZM117 208H114L115 210L117 209ZM121 208V207H120ZM134 208V207H133ZM146 208V207H145ZM227 208H228V206H227ZM227 208H226V210H227ZM47 209H49V208H47ZM49 209V210H50ZM74 209V208H73ZM72 209V210H73ZM95 209V210H94ZM124 209H126L125 207H124ZM154 209V208H153ZM158 209L159 208H157V211H158ZM181 209V208H180ZM206 209H204V210H206ZM224 209V208H223ZM42 210H44V209H42ZM61 210V209H60ZM112 210H113V208H112ZM121 210V209H120ZM120 210H119V212H120ZM143 210V209H142ZM142 210H140L141 212H142ZM203 210V211H204ZM214 210V209H213ZM225 210V209H224ZM54 211V210H53ZM64 211H66V210H64ZM64 211H61L63 214H64ZM128 211V210H127ZM139 211V210H138ZM138 211H136V212H138ZM147 211H149V210H147ZM194 211V212H193ZM206 211H208V210H206ZM205 211V212H206ZM41 212V211H40ZM67 212H69L68 214H70V212L71 211H67ZM74 212V211H73ZM75 212H74V214H75ZM111 212V211H110ZM113 212V211H112ZM115 212V211H114ZM116 212H117V210H116ZM133 212H135V211H133ZM182 212V213H183ZM211 212V211H210ZM47 213V212H46ZM56 213V212H55ZM59 213V212H58ZM94 213V214H93ZM131 213H132V211H131ZM149 213V212H148ZM151 213V212H150ZM159 213H161V215L162 214H164L162 211H159ZM159 213H155V214H158L159 215V219L160 220H162L161 219V217H160V214ZM38 214V213H37ZM48 215H49V213H47ZM51 214H53V213H51ZM67 214V213H66ZM74 214H70V215H74ZM110 214V213H109ZM117 214V213H116ZM115 213H114V216L116 215ZM123 214V213H122ZM135 214V213H134ZM139 214H141V213H139ZM154 214V213H153ZM56 215V214H55ZM65 215V214H64ZM124 215H126V214H124ZM123 215V216H124ZM136 215V214H135ZM149 215H151V214H149ZM189 215H191V214H189ZM37 215H35V217H36ZM53 216V215H52ZM92 216V217H91ZM113 216V215H112ZM111 216V217H112ZM117 216V215H116ZM142 216V215H141ZM140 216V217H141ZM157 216V215H156ZM163 216V215H162ZM233 216V217H232ZM42 217V216H41ZM58 217H60V216H57V218ZM67 217H68V215H67ZM72 217H74V216H72ZM119 217H122V216H120L119 215ZM126 217V216H125ZM139 217V218H140ZM199 217V216H198ZM198 217H193L192 215L188 218V220H193L192 222L191 221H188L189 223L188 224H190V226L192 225V226H194L195 224H197V222L195 221ZM210 217H212L211 219H210ZM229 217H230V219H231V217L233 218V221H236V220H238V221H241V222H235V224L231 221V220H229ZM251 217V218H250ZM53 218H54V216H53ZM69 218V217H68ZM71 218V217H70ZM137 218H138V216H137ZM194 218H196V219H194ZM207 218H209V220L207 219ZM220 218H222V219H220ZM226 218V219H225ZM238 218V219H237ZM34 219V218H33ZM38 218H36V221L38 222V220H37ZM47 219V218H46ZM48 219H50V218H48ZM67 219V218H66ZM73 219H75V217L73 218ZM112 219H115V218H112ZM111 219V220H112ZM120 219V218H119ZM132 219V218H131ZM35 220V219H34ZM40 220V219H39ZM127 220V219H126ZM135 220V219H134ZM160 220H157V223L160 221ZM164 220H167V219H164ZM164 220H162V221H164ZM182 220V219H181ZM213 220V221H212ZM218 220V221H217ZM41 221V220H40ZM49 221V220H48ZM51 221V220H50ZM56 220L54 219V221H52V223H53V226H52V228L53 229H56L55 228V224H56V222H55ZM110 221V220H109ZM118 221V220H117ZM141 221V220H140ZM183 221V220H182ZM228 221H230V222H228ZM34 222V221H33ZM42 222V221H41ZM58 222V221H57ZM74 222V221H73ZM111 222V221H110ZM114 222V221H113ZM125 222V221H124ZM195 222V223H194ZM219 222V223H218ZM40 223V222H39ZM50 223V222H49ZM48 223V224H49ZM55 223V224H54ZM143 223H144V221H143ZM163 223V222H162ZM176 223V222H175ZM183 223V222H182ZM193 223H194V225H193ZM225 223V222H224ZM231 223H233V226H232V224ZM36 224V223H35ZM46 224V223H45ZM47 224V225H48ZM113 224V223H112ZM112 224H110V225H112ZM150 224V223H149ZM159 224V223H158ZM158 224H156V225H158ZM178 224V223H177ZM186 224H187V222H186V220L184 221V225H182L181 224V222H180V225H182L181 227H180V225H177L178 226V228L180 229V231L182 230H185V229H188V226L185 228V226H186ZM201 224V223H200ZM242 224H244V225H242ZM56 225H58V223L56 224ZM116 225H118V224H116ZM166 225V224H165ZM164 225V226H165ZM171 225V224H170ZM170 225H166V228H168L167 229V231L170 229L169 227H170ZM37 226V225H36ZM155 226V225H154ZM169 226V227H168ZM189 226V227H190ZM191 226V227H192ZM200 226V225H199ZM212 226H213V224H212ZM230 226H232V227H230ZM48 227H49V225H48ZM57 227V226H56ZM119 227V226H118ZM120 227H121V225H120ZM156 227V226H155ZM172 227V226H171ZM174 227V226H173ZM34 228V227H33ZM42 228V227H41ZM44 228V227H43ZM144 228V227H143ZM164 228V227H163ZM176 228V227H175ZM183 228V229H182ZM45 229H47V227L45 228ZM45 229L43 230V232H45ZM50 228H48V230H49ZM109 229V228H108ZM138 229V228H137ZM149 229V228H148ZM155 229V228H154ZM179 229H175V230H178V232H179ZM189 229H191V228H189ZM160 230V229H159ZM171 230V229H170ZM170 230H169V232H165V234H167L166 236H164L163 237V239H164V243H159V240H157L156 238H159V237H161V236H163V233H162V235L161 236H159L160 234L158 233V235H157V233H154V234H156V235H154V234H150V232H148V230L146 231V233L147 234H149V236L151 237H149L151 240H152V238L153 239H156V243H155V245L157 244V245H162V247H164V251H163V253L165 254V255H167L165 258H163V263H167L168 261H177L178 262V264H179V262L181 263V261H179L180 260V258L182 257V255H185V256H189V262H188V264H202V262H203V264H205L206 262H207V260L209 261V260H211V259H206V261H204L205 259L203 258V255L205 254V252H202V256H201V253H199L200 254V257L203 259H200V260H202V261H200L199 259H198V257L196 258V256H194L193 257V252L191 251V249H188L189 247L187 246V244L189 245L190 243H192L193 244V246H195V248L194 249H198V251L199 252H201V250H203V251H205L206 249H207V252L206 253H208V249H209V246H210V244L208 245V244H206V242H208V240L206 241V239H200V238H195V236H194V234H190L191 233V230H190V232H188L187 230H185V231H183V232H180L177 236H173L174 238H175V240H176V238H177V240H178V238L180 239H182V240H185V242H186V244L183 246V245H180V247L182 246V250L181 249H176L175 247H171V245H166L165 244V242H166V240L171 236L172 237V235H170L169 233H171L172 234V232H170ZM173 231H174V228L172 229ZM217 230V229H216ZM215 230V231H216ZM234 230V231H233ZM52 231V230H51ZM112 232H113V230H111ZM117 231H119V230H117ZM141 231V230H140ZM150 231V230H149ZM193 231H194V229H193ZM217 231H219V230H217ZM235 231H237L236 232V234H235ZM39 232V231H38ZM43 232L41 233V235L43 234ZM47 232V231H46ZM53 232V231H52ZM63 232V231H62ZM129 232V231H128ZM135 232V231H134ZM133 232V233H134ZM152 232V231H151ZM155 232V231H154ZM221 232V231H220ZM230 232V231H229ZM241 234H240V233ZM114 233V232H113ZM118 233V232H117ZM48 234V233H47ZM110 234V233H109ZM127 234V233H126ZM164 234V235H165ZM220 235H223V234H225L226 235V233H223V232H221V233H219ZM170 235V236H169ZM251 235V236H250ZM43 236V235H42ZM134 236H135V234H134ZM237 236H239V237H237ZM131 237V236H130ZM133 237V236H132ZM170 237V238H171ZM173 237L170 239V240H172L173 239ZM219 236H217V238H218ZM225 236L223 235V237L221 238V239H223V240H216L217 241V251L219 250L218 249V247H219V245H221L219 242L221 241V242H223V241H225V239L226 238H224ZM237 237V238H236ZM24 238H27V237H24ZM41 238V237H40ZM39 238V239H40ZM112 238V237H111ZM125 238V237H124ZM144 238H146V237H144ZM229 239V240H232V239ZM239 238V239H238ZM38 239V240H39ZM166 239V240H165ZM116 240H118V239H116ZM142 240V239H141ZM161 240V239H160ZM174 239H173V241H175ZM176 240V241H177ZM238 240V241H237ZM243 240V241H242ZM29 241V240H28ZM27 241V242H28ZM124 241V240H123ZM122 240H121V242H123ZM154 241V240H153ZM157 241H158V243H157ZM179 241V240H178ZM213 241V240H212ZM25 242V241H24ZM111 242V241H110ZM250 242V241H249ZM66 243H71L70 245L69 244H67L68 245V247H65L66 246ZM209 243V242H208ZM232 243H234V242H232ZM237 243H235V244H237ZM248 243V244H247ZM110 244V243H109ZM154 244V243H153ZM177 244V243H176ZM227 244V243H226ZM229 244H231V242L229 241ZM166 245V246H165ZM238 245V246H239ZM192 246V247H193ZM222 246V245H221ZM225 246V245H224ZM228 246V245H227ZM108 247V246H107ZM160 247V246H159ZM191 247V246H190ZM223 247V246H222ZM231 247V246H230ZM115 248V247H114ZM157 250H158V247L156 246L155 247ZM216 248V247H215ZM219 248H221V247H219ZM239 248V249H240ZM21 248H19V251H21L20 250ZM66 249V250H67ZM147 249H149V248H147ZM190 250V251H189ZM23 251V250H22ZM41 251V250H40ZM149 251H151V249L149 250ZM155 251V250H154ZM196 251V250H195ZM214 251H216V250H214ZM3 252V251H2ZM5 252V251H4ZM3 252V253H4ZM117 252V251H116ZM191 252V253H190ZM153 253V252H152ZM160 253V252H159ZM216 253V252H215ZM111 254V253H110ZM115 254V253H114ZM177 254H181V255H177ZM121 255H123V254H121ZM207 255H209V254H207ZM217 255V254H216ZM221 255H225V254H221ZM228 255V254H227ZM6 256V255H5ZM124 256V255H123ZM206 256V255H205ZM211 256V255H210ZM209 256V257H210ZM228 256H230V255H228ZM228 256H222V257H224V259H228V258H230V257H228ZM3 257V256H2ZM207 257V256H206ZM221 257V258H222ZM228 257V258H227ZM242 257V258H243ZM118 258V257H117ZM117 258H115V259H117ZM38 259H40L39 257H38ZM64 259V258H63ZM114 259V260H115ZM120 260H121V257L119 258ZM108 260V259H107ZM118 260V259H117ZM130 260V259H129ZM237 261H238V259H237ZM37 262H38V260H37ZM116 262V261H115ZM137 262H139V264H142V263H140V261H137ZM136 262V263H137ZM161 262V263H162ZM205 262V263H204ZM214 262H215V259H214ZM219 262V261H218ZM242 262V260H240L239 259V263H241ZM64 263V262H63ZM119 263V262H118ZM125 263V262H124ZM136 263H134V264H136ZM157 263V262H156ZM165 263V264H166ZM211 263V261H209V264ZM216 263H217V261H216ZM237 263V262H236ZM65 264V263H64ZM96 264H103L102 262H96ZM167 264H169V263H167ZM219 264H221V263H219ZM238 264V263H237Z\"/></svg>",
  "mask_w": 264,
  "mask_h": 264
}]
</instances>
